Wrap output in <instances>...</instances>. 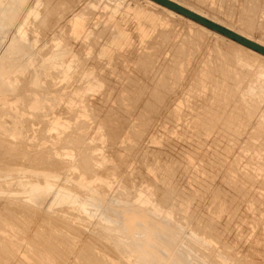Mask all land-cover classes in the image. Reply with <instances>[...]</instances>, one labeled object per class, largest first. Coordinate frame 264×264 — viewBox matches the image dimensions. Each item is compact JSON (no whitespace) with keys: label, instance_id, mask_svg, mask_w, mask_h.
Masks as SVG:
<instances>
[{"label":"rangeland","instance_id":"obj_1","mask_svg":"<svg viewBox=\"0 0 264 264\" xmlns=\"http://www.w3.org/2000/svg\"><path fill=\"white\" fill-rule=\"evenodd\" d=\"M39 1H40V5L37 6V8L39 9L37 12L38 14H36L35 16L30 15L25 21L22 20L19 22L20 24H18L16 26H12V27H6L0 22V53L7 54V55H9V57H11L10 62H13L15 64L13 69L17 65H21L22 67H24V70H22V69L18 70V75L21 78L23 77V75H25V73H26V75H25V77H26L30 72V74L26 78L23 77L24 82H25V79L29 80L32 77L31 76L29 78V76L32 75L33 71H35L39 79L40 78L42 79L44 77V79L40 80L41 81L40 84L42 86H44L43 88H46L45 87L46 82H44L45 79H49L52 82L50 85L51 89L54 88L53 89L54 91H51V89H48L50 87H47V91L50 90V92L49 93L44 92L45 96L51 97L50 101H43L40 104L33 106V104L32 103L29 104V102L26 99V94H27L26 91L27 90L25 91L24 90L25 88H23L21 86V85H23L22 84L23 81L21 78L19 79L21 81L18 80L19 76L15 77L14 74H11V76L13 75L12 77H15L16 80L20 82V84H19V82L17 84H15L16 86L13 88L7 86L3 80L2 81L0 80V107L3 103L9 102V104L13 108V115H11V114L5 115L7 123H5L4 125H6L7 128H9L8 131L6 132L5 128L0 125V131L4 132V134L0 133V136L2 137L3 135L4 136L7 135L6 137H4V136L2 137L4 140L0 137L1 138L0 139V146L2 148H4L5 147L4 145H6V147H7V148H5L4 151L0 147V149H1V151H0V159H1V161H0V223H1L0 224V242L3 241L2 244L0 243V253H1L0 254V256H1L0 257V264H20V263L25 264L26 261H27L26 264H35V263L36 264H56V263L57 264H62V263L63 264H69V263L70 264H82L83 262H84L83 264H92V263L95 264L96 262H97L96 264H99V263L100 264L101 263L102 264H108L109 262H110L109 264H120V263L121 264L122 263L140 264L139 263L140 262L139 254L133 253L134 255H130L126 250L127 249L130 250V247L135 248V247H137V245H140L141 243H139L137 240H135L134 236L132 234L128 233L127 230H123V227L122 228L120 227V225L121 226L123 225V221L121 220V216H120V213L118 211L119 210L118 208H122L126 205H135V204H139L141 207L146 208L153 218V222L148 224V227H147L148 230H146L148 238L151 240L154 239V240H156V242H158L159 240L160 241L162 240V242H160L161 244L162 243L165 244V242H166L167 244H165V245L163 244V246H162L159 242L157 244L155 241H153L157 245L160 244L161 246L159 245V247L162 248L165 246V248H167L169 246H172L173 243L168 241L162 235L161 232L164 230H169L171 232L172 236L174 235L173 237H174L175 242H176V246H177L176 251L179 254L178 256L180 258H184L186 260V262H184V264L185 263L186 264H212V263L213 264H242V263L243 264H253L254 263L255 264V262H256V264L259 262H260V264H264V260H263L264 259V253H263L264 252L263 251L264 250V242H263V240H264V234H263L264 233V183H263L264 182V167L263 166L264 165H262V164H264L263 163L264 162V150H261V149H264V146H262V145H264V128H263L264 125H263V123H261V121L264 122V117H263L264 116V101H263L264 100V90L260 91V89L257 86L256 81H255L259 70L260 69L264 70V57L262 58V56H264V54L261 53L262 55H260V52L254 50L250 47H247V46H245V45H243V44H241V43H239V42H237L231 38H228L227 36H224L223 34L216 32V31L208 28L207 26H204L203 24H201V23H199V22H197L191 18H187L184 15H182V14H180V13H178V12H176V11L166 7V6L164 7L163 5H159V3H157L153 0L152 1H153L154 5L149 3L148 0H116V1L115 0H100V1L97 0V3H96V0H94V1L87 0L88 2L86 0H82V1L81 0H75V1L71 0V2H70V0H68V1L67 0H65V1L64 0H62V1H60V0L59 1L58 0H54V1H52V0H39ZM50 1H52V3ZM73 1L75 3H76V1L78 2V3H76V6H75ZM183 1L187 2L189 4L192 3L191 4L192 6L194 5L195 8H197L198 10H201L202 13H205L204 14V15H206L205 18H207L209 20L211 19L212 21L215 20V22L217 21L216 23H218V24H220V25H222V26H224V27H226V28H228L234 32H237L238 34H240V35H242V36H244L250 40H253V41L264 46V44H262V43H264V7H263L264 6V0H263V2H262V0H259V1L258 0H193V1L192 0H182V2ZM37 2H38V0H31V4L33 6L36 5ZM55 2H56V4H57V2H60V3L57 5H53V3L55 4ZM68 2H70V3H68ZM89 2H90V4H88ZM260 2H261V4H260ZM48 4H50V5H48ZM77 4H78V6H77ZM157 4L160 6L159 8H158ZM46 5L49 8L51 7L52 13L49 16V19H47L44 23H40L41 24L40 25L39 24V22H40L39 17H41V14L44 13L42 11V9L45 10L47 8V7L45 8ZM147 5L149 6V9H148ZM150 6L154 10L152 8H150ZM82 7H84V8H82ZM256 7H259V8H256ZM83 9L84 10L86 9L87 11L86 10L84 11ZM167 10H169V11L171 10V11H173V13L171 14V12H169L170 13L169 14ZM74 11H76V12H74ZM64 12L66 14H64ZM83 12H85L86 14ZM52 14H54L53 17H52ZM76 14H79L85 21L87 20L89 22L88 23L86 21L87 24L85 25L84 31H80L78 33L79 37L74 35L73 29L68 28L70 31L67 29L68 24L72 23L71 22L72 18ZM162 14L164 15V17ZM168 14H169V16H168ZM68 15H69V17H68ZM174 15H175V17H174ZM56 16H57V18H56ZM107 16H108V18H107ZM33 17H34V20H33ZM213 17H214V19H212ZM61 18H63V19H61ZM64 19H65V21H64ZM218 19H220V20H218ZM59 20H61L60 23H59ZM112 20L114 22H112ZM51 21H52V23H51ZM220 21H221V23H220ZM222 21H223V23H222ZM191 22H194V23H191ZM32 23L35 24V25L33 24L34 26H37V29H39L38 30L39 33L36 30V27L31 26ZM109 23L110 24L113 23L111 26L109 25L110 28L108 26ZM172 23H174V24H172ZM37 24H39V25H37ZM55 24H56V26H55ZM51 26L52 27L55 26V27L52 28ZM197 26L198 27L200 26V27L197 28ZM201 26H203V28H201ZM18 27H21L22 31L19 32ZM103 27H104V30L101 29ZM106 28L107 29L109 28V30H107ZM157 28L159 29V31L160 30H163V31L159 32ZM204 28H206L210 32H208ZM46 29H48V30H46ZM100 29L103 30L104 33H102V31ZM169 29H171V30H169ZM175 29H177V30H175ZM199 29H203V30H199ZM35 30L37 32H35ZM98 30H100L99 35H98ZM165 30H166V32H165ZM94 31H95V33H93ZM106 31H107V33H106ZM111 31L112 32L114 31V32L112 33ZM167 31H170L171 33L167 32ZM43 33H45V34H43ZM96 33H97V35H96ZM100 33H102L103 36ZM105 33H106V35H105ZM160 33L161 34L163 33L162 35L164 37L161 36ZM182 33H184L188 37L184 36V34H182ZM42 35H45V36L43 37ZM65 35H66V37H65ZM94 35H95L94 40L98 39L99 42L96 40H95L96 41L95 42L93 40V38H91ZM166 35H167V37H166ZM168 35H170L169 38H168ZM220 35H222V36H220ZM60 36H62V37H60ZM106 36L108 37L107 39H106ZM109 36H110V38H109ZM57 37H60V39ZM70 37H71V39H70ZM254 37H256V38H254ZM66 38H67L68 42L66 41ZM183 38L184 39L186 38L187 40L185 39L183 41ZM260 38H261V41H260ZM90 39H92L93 41ZM168 39H169V41H168ZM190 39H191V41H190ZM198 39H200V40H198ZM256 39H258L259 42ZM80 40H81V43L77 44L78 42H80ZM157 40H159V41H157ZM161 40H163V41H161ZM176 40H178V41H176ZM147 41H149L151 43V45ZM172 41L175 42L174 43L175 45L172 43ZM187 41L188 42L190 41V42L187 43ZM192 41H193V43H192ZM48 42L50 43V45ZM176 42H177V44L178 43L179 44L177 45ZM197 42H200L199 43L200 46ZM220 42H221V44H220ZM72 43H74V44H72ZM223 43L224 44L226 43L227 45L225 44V46H224ZM52 44H53V46H51ZM67 44L69 45V48H68V46H66ZM81 44H82V46L83 45L85 46V47L83 46V49H82ZM99 44H100V46H99ZM167 44L168 45L170 44V45L168 46ZM180 44H182V45H180ZM188 44L189 45L192 44V46L189 47ZM194 44H195V46H194ZM239 44H241V45H239ZM79 45L81 46V48L79 47ZM86 45H88V46H86ZM218 45H220V46H218ZM93 46H94V48H92ZM171 47L173 48V50H171L172 49ZM177 47L181 49V53H183V54L180 53V51H179L180 49H178ZM44 48H45V50H44ZM47 48L51 49V50H49V49L47 50L48 53H46ZM131 48H134V49H132L134 54H133V52H131L132 51V50H130ZM136 48H137V50H136ZM186 48H188V49L185 50ZM230 48H231V50H230ZM243 48H245L246 50ZM93 49H96V50H94L95 54H94V52H92ZM164 49H165V51H164ZM192 49H193V51H192ZM43 50L45 51V53H44L45 55L42 56V54H40V53L41 52L43 53L44 52ZM126 51L127 52L129 51L130 52V53L128 52L129 55L132 54L133 56L132 55L127 56L128 53ZM160 51H161V53L162 52L163 53L161 54ZM176 51H177V53H174ZM252 51H253L254 55L252 53L253 56L251 58L250 56H251ZM140 52H142L141 55H139ZM172 53H173V55H172ZM216 53H217V55H220V56L218 57L217 55H215ZM255 53L258 55V57ZM66 54H68V56H66ZM77 54H79L80 57H83L84 61H82L83 59L79 58L78 57L79 55H77ZM115 54H116V56H114ZM120 54L121 55L123 54V55L121 56ZM230 54L232 57L230 56ZM63 56H65V58H63ZM89 56H93V57H91V59H89ZM152 56H153V58H152ZM191 56H192V58H190ZM201 56L204 58H202ZM235 56H236V58H235ZM237 56H239V57L241 56L242 58H239ZM94 57L97 58V61H96V58H94ZM125 57L126 58L128 57V58L126 59ZM76 58L78 59L79 62L77 61ZM150 58H151V60H150ZM168 58H169V61H168ZM103 59L107 60L106 67H105V63H104V62H106V60L103 61ZM130 59H132V60H130ZM147 59L150 61L145 63ZM163 59L164 60L167 59V60H165V62L166 61L167 62L165 63L163 61ZM173 59H175V60H173ZM214 59H216V61ZM227 59H229V60H227ZM170 60L173 62H170ZM197 60H200V61L197 62ZM220 60H221V62H220ZM222 60H224V61H222ZM100 61H102V63ZM174 61L176 62V64ZM231 61H232V63H231ZM88 62H91L92 65L89 64ZM201 62H202V64H201ZM216 62H217V64H216ZM235 62H236V65H234ZM83 63H84V65H82ZM162 63H163V65H161ZM167 63H168V65H167ZM220 63L223 64L224 67ZM93 64H94V67H92ZM230 64H232V65H230ZM78 65H80V66H78ZM140 65H142L144 67L143 68L141 66V68H143L142 71L139 67ZM174 65H176V66H174ZM215 65H218V66L216 67ZM79 67H81V68H79ZM154 67H156L155 70H154ZM211 67H213V69ZM30 68L32 71L31 70L28 71ZM38 68H39L40 73H38V71H37ZM145 68H146V70L147 69L148 70L153 69V70L152 71L150 70L151 73H149V71H146ZM167 68H169V69H167ZM196 68H198V69H196ZM225 68H227L226 70H228L231 74L233 73V75H231L229 72L227 73V71L224 70ZM78 69H82V70H78ZM110 69H113V70H110ZM177 69L179 70V72H177L178 71ZM97 70H99V71H97ZM173 70L176 71L177 73L174 74L175 72ZM247 70H248V72H247ZM26 71H28V72H26ZM55 71H56V73H58V75L54 74ZM103 71H104V74H103ZM106 71H108V72H106ZM156 71H157V73L159 71V73H160V74H158L159 76L157 75ZM240 71H242V72H240ZM41 72H43V73H41ZM94 72L96 73V76H94L95 75ZM153 72H155V75L153 74ZM243 72H245L246 74ZM249 72H250V75H249ZM143 73H145V75ZM148 73H149V75H147ZM167 73H168V75H167ZM172 73H173V76H172ZM40 74H42L43 76ZM52 74L55 75V77ZM152 74H153V76H152ZM192 74H195V75L197 74V75H196V77L193 75L194 76L193 77ZM229 74L231 75V77L229 76ZM241 74H243V75L241 76ZM247 74H248V76H247ZM5 75H7V74H5ZM39 75H40V77H39ZM102 75H103V78H102ZM132 75H133V78H131ZM156 75H157V79H156ZM175 75H177V76L175 77ZM251 75L254 76V78L250 77ZM150 77H152L154 79H152ZM166 77H167V79H166ZM187 77H188V79H187ZM235 77L239 80V82L237 79H235ZM177 78L179 81L180 80L181 81L178 82ZM231 78L232 79L234 78L233 81ZM241 78H244L246 81L244 79L241 80ZM230 79H231V81H230ZM250 79H251V81H249L247 84V81ZM240 80L242 81V83L240 82ZM126 81H128L129 85ZM149 81L150 82L153 81V84H152V82L150 83ZM161 81H164V82H161ZM170 81H171V84L173 83L172 87H171L173 89L172 91H171V88L166 89V87L169 86ZM235 81H237V82L235 83ZM93 82H95V83H93ZM135 82H137V83H135ZM125 83L127 84V86ZM133 83H135V84H133ZM141 83H142V85L143 84H145V85L141 86ZM184 83H186L185 85L187 87L185 85H183ZM68 84H70V85H68ZM147 84H150V85H147ZM171 84H170V86H171ZM229 84L233 87H230ZM66 85H68L69 87ZM130 85H131V87H129ZM152 85H155L156 87L152 86ZM175 85H176V87H175ZM179 85H180V87H179ZM182 85L186 88H183ZM244 85H247L246 88L244 87ZM42 86L41 87L39 86L38 90L46 91L45 89H41ZM60 86H61V88H60ZM148 86L151 88H148ZM157 86L161 88L160 90L162 92L159 91V88H157ZM234 86H235V89H233ZM57 87H58V89H57ZM164 87H165V90H164ZM55 88H56V90H55ZM104 88H105V90H104ZM21 89H23V91H21ZM75 89H76V91H75ZM135 89H136V91H135ZM153 89L155 90V92L153 91ZM157 89H158L159 93L156 91ZM182 89H183V91H182ZM232 89H233V92H232ZM17 90H18V92H16ZM234 90H235V92H234ZM20 91L23 92L24 95ZM24 91L26 92V94ZM67 91H68V93H67ZM151 91H153L152 93H155L158 95L154 96V94H152ZM174 91L179 92V94L178 93L176 94ZM180 91H182V92H180ZM238 92L240 95L242 93L243 94L240 96L238 94ZM139 93H140V95H139ZM168 93H170V95H168ZM20 94L23 97V99L21 98ZM64 94H66V95L64 96ZM230 94H231V99L229 98ZM235 94H236V96H235ZM152 95H153V98H155V99H152ZM13 96H14V98H12ZM164 96H166L167 99L169 98L167 100V102H166V98ZM168 96H171L173 98L168 97ZM226 96L229 98L230 102ZM174 97H175V99L176 98L177 99L175 100ZM250 97H251V99L248 100V98H250ZM83 98L85 101L83 100ZM88 98L89 99L93 98L94 100L92 99L93 101L91 102V100H89ZM98 98H100V99H98ZM156 98H158L159 102H157ZM160 98L162 99V101L160 100ZM240 98L243 102L240 100ZM16 99L21 101L22 104H21V102H15ZM135 99H136V101H134ZM150 99H152V100H150ZM173 99L175 100L174 102H172ZM196 99H198V100H196ZM24 100L27 101L28 103L25 102ZM201 100H203V101H201ZM208 100H210V101H208ZM86 101H88V102H86ZM163 101L165 102V105H164ZM46 102H47L46 105H48L47 108L45 105ZM150 102H152L153 104ZM170 102H172L173 104ZM207 102L208 103L210 102V103L208 104ZM215 102H216V104H215ZM244 102H245V104L242 105ZM149 103L152 106H150ZM156 103H157V105H156ZM159 103H160V105H159ZM167 103L168 104L170 103L171 107ZM201 103L203 104V106ZM230 103H232V104H230ZM236 103L238 104L239 107L237 106ZM25 104H26V106H25ZM86 104H88V105L86 106ZM197 104L201 108L197 107L198 106ZM220 104L222 105L221 108H224L225 105H226V108L220 109L219 108ZM239 104H241V107ZM60 105H62V106H60ZM158 105L160 106V108L158 107ZM204 105L207 106V107H205V109H204ZM232 105L235 108H233ZM93 106H96V107L94 108ZM149 106L153 109H151ZM193 106H195V108ZM214 106H215V108H213ZM242 106L244 108H242ZM254 106H255V108H254ZM257 106H258V110H256ZM20 107H21V110L19 112ZM87 107H90V108L92 107L95 110L93 111V110H91L92 108L91 109L88 108V110H90V112H89L87 110ZM162 107H164V108H162ZM60 108H61V110H60ZM158 108H159V110H158ZM47 109H48V111H47ZM161 109H162V112H160ZM207 109L208 110L211 109V111H208ZM213 109H214V111H213ZM218 109H220V110H218ZM39 110L41 111V113L44 111L42 113L43 115H41ZM155 110H157V112ZM170 110H172L175 113V115ZM216 110L219 112H217ZM224 110H225V112H224ZM229 110H230L231 115L228 113ZM247 110H248V113H247ZM34 111L35 112L37 111L36 113H38L40 115L34 113L36 116L35 117L33 115ZM66 111H67V114H65ZM169 111H170V113H169ZM203 111L206 112L205 113L206 116L204 115ZM235 111H236V113L234 116L233 112H235ZM250 111H252V112L249 113ZM15 112H16V115H15ZM93 112H94V115H93ZM158 112H160V114ZM211 112H213V113H211ZM237 112H239V114ZM241 112H242V114H241ZM253 112H256V113H254L255 115L252 114ZM154 113H157V114H154ZM165 113H169V114L166 115ZM171 113H173V114H171ZM214 113H215V115H214ZM216 113H217V117L220 115L218 118L216 117ZM218 113H219V115H218ZM220 113H222V114H220ZM224 113H226V114H224ZM72 114H74V116ZM99 114H100V116L98 117ZM105 115H107L106 118H105ZM221 115H222V117H221ZM248 115H249V117H251L250 119H249V117H247ZM250 115H253V116H250ZM25 116H27V117H25ZM63 116H64V118H63ZM124 117H125V119H123ZM206 117H207V119L205 120ZM240 117H241V119H240ZM246 117H247V119H246ZM258 117H259V120H258ZM40 118L41 119L43 118L42 120L46 119L45 124H43L44 121H42ZM69 118H71L72 120H70ZM116 118L118 119V121H116L117 120ZM202 118H204V119L201 120ZM214 118H216V120ZM24 119H26V120H24ZM37 119L38 120L40 119V120L38 121ZM79 119L82 120V122H84V121L87 122L86 124L84 122L86 127H84V126L82 127V125H84V124L82 123V125H81L80 124L81 121ZM235 119H237V120H235ZM213 120H215V121H213ZM249 120L251 122H249ZM23 121H24V123H23ZM26 121H28L29 124H27ZM46 121H48V122H46ZM237 121L239 122V124L241 126L240 125L238 126ZM246 121H247V123H246ZM38 122H39V124H38ZM206 122L208 123V125ZM242 122H244L246 124L243 123V125H242ZM258 122H259V124H257ZM110 123H111V125H110ZM180 123H182V124H180ZM251 123H253V124H251ZM124 124L126 125V128H124V126H125ZM233 124L234 125L236 124L235 127H237V128H234ZM260 124L262 127L260 126ZM25 125H27L29 127V129ZM121 125H122V128H120ZM227 125H228V128H227ZM72 126L74 128H72ZM245 126L247 128H245ZM249 126H250V128H249ZM251 126H252V128H251ZM253 126H255L256 128H254ZM44 127H46V128L44 129ZM146 127H147V129L146 130L144 129V130L147 132L145 133L143 128H146ZM204 127H206V128H204ZM15 128L17 129V135L11 136L9 134V132ZM129 128L132 130H129ZM224 128L225 129L227 128V129L225 130ZM261 128L263 131L261 130ZM74 129H76V130L78 129V130L76 131ZM138 129H140V130H138ZM41 130L43 131V132H41L42 134L44 132L46 134V135H43L44 137L41 136L42 135L41 133L39 134V132ZM223 130H224V133H223ZM255 130L257 132H255ZM259 130L262 131L263 133L260 132ZM72 131H74V132H72ZM120 131H122L123 133H120ZM231 131L232 132L234 131V132L231 133ZM248 131L250 134L248 133ZM28 132H30V133H28ZM139 132H140V134H139ZM225 132H226V134H225ZM251 132L252 133L254 132V133L252 134ZM239 133H241V134H239ZM26 134H28V135H26ZM38 134H39V136H35ZM78 134L81 137H83V134H85L84 135L85 138H84V140H82L83 143H82V141H80L81 139H80ZM230 134H231V136H230ZM64 135H66V136H64ZM75 135H78L79 138L77 136L74 137ZM113 135H114V137H113ZM253 135H254V138L252 137ZM262 135H263V137H262ZM8 136H9V138H8ZM54 136H55V138H54ZM69 136H73V138L69 137ZM260 136H261V138H260ZM19 137H21L20 138L21 140H19ZM115 137H117V138H115ZM142 137H144V138H142ZM74 138H75V141H73ZM136 138L138 139V141ZM262 138H263V140H262ZM22 139H23V141H22ZM60 139H62L61 142L63 140H65V141H63L61 143ZM69 139H73V140H71L72 143L70 142ZM26 140H28V141H26ZM68 140H69V142L67 144ZM9 141H11V143L12 142H14V143L10 144ZM2 142H4V143H2ZM28 142H29V144H28ZM77 142L80 143L81 146ZM136 142H138L139 144ZM259 142L262 143V145ZM63 143H65V144H63ZM75 143H77L79 147ZM86 143H88V145H86ZM174 143H175V145H174ZM16 144L18 147L16 146ZM23 144L25 146H23ZM66 144H67V147H65ZM20 145H22V146H20ZM47 145H49L48 148L51 149V153L49 151L50 149L47 148ZM68 145H69V147H68ZM70 145H72V147ZM89 145H91V146H89ZM140 145H141V147H140ZM250 145H252V146H250ZM256 145H258V147ZM11 146H13L14 148ZM31 146H34V147H31ZM43 146L45 147V149ZM51 146L53 148H51ZM58 146L60 147V149L58 148ZM62 146H63V148H62ZM75 146H76V148H74ZM164 146H166V147H164ZM21 147H24V148H21ZM91 147H95V148H91ZM142 147H144V148H142ZM177 147H178V149H177ZM214 147H215V149H214ZM27 148H28V150H27ZM42 148H43V150H42ZM46 148L49 152L46 150ZM83 148H84V150H83ZM85 149H87L86 152H81V151H85ZM256 149H258V150L256 151ZM17 150L19 152H17ZM36 150L38 152H36ZM120 150H122V151H120ZM169 150L170 151L172 150V151L170 152ZM2 151H3V153H2ZM26 151H28V152H26ZM29 151L30 152L32 151L31 152L32 154L29 153ZM43 151H45V152H43ZM46 151L48 154L46 153ZM210 151H212V152H210ZM20 152H22V153L24 152L23 156H22V153H20ZM25 152L27 154H25ZM88 152L93 153L92 155H94V157H95L94 158L95 160L93 159L95 162V165H93V163H92V165L90 166L91 170L88 169V171H87V168L79 167L80 164H78L79 163L78 161L80 160L81 156H83L82 155L83 153H88ZM201 152H202V154H201ZM204 152H206V153H204ZM10 153H12V154H10ZM17 153L18 154L20 153V156ZM28 153H29V155H28ZM41 153H43L44 155ZM33 154H36V158H37V159L35 158L36 160L34 158H33V160H31L32 159L31 157L35 156ZM80 154H81V156H80ZM14 155L15 156L18 155V156L15 157ZM30 155H31V157H30ZM38 155H39V157H37ZM112 155L114 156V158ZM1 156H2V158H1ZM13 156H14V158H12ZM219 156H220V158H219ZM27 158H30V159H27ZM96 158H98V159H96ZM184 158H186V159L184 160ZM51 159H52V162H51ZM76 159H77V161H76ZM56 160L58 163L59 162L61 163V164H59L61 166L63 164L65 165L68 163V165L66 167L64 165L61 167L62 169L64 167L65 170L60 169V166L57 165L55 162ZM13 161H15V162H13ZM34 161H39L40 165L43 161H46L47 163L49 161V163H48L49 165L48 164L45 165L46 162H44L41 166V167H43V166L44 167L39 168L38 167L39 163L34 162ZM178 161H179V163H178ZM214 161L216 164L214 163ZM216 161H219V162H216ZM1 162H3V163H1ZM4 162H5V164H4ZM8 162H10V164L12 163V165H10ZM62 162H64V163L62 164ZM210 162H212V163H210ZM221 162H223L224 164L222 163L223 165H221L220 164ZM74 163H76V164H74ZM231 163H232V165H231ZM35 164H38V165H35ZM50 164L53 166L55 165L54 167L51 166L52 168H54L53 170L51 169ZM142 164H143V166H142ZM56 165L59 167L58 168L59 171H58ZM113 165H114V168L112 169ZM188 165H189V167H188ZM185 166H186V168H185ZM190 166L192 167L191 169H190ZM4 167H5V169H4ZM26 167H28V168H26ZM48 167L50 170L48 169ZM169 167L172 168L173 170H171ZM7 168H9V169H7ZM55 168L57 169V171ZM97 168H99V169H97ZM110 168L112 170H110ZM182 168H184V169H182ZM221 168H222V170H221ZM212 169H214V170H212ZM93 170H95V171H93ZM104 170H106V172ZM224 170L225 171L227 170L228 172L227 171L224 172ZM60 171L61 172L63 171V172L61 173ZM91 171L93 172V174H90V173H92ZM98 171L100 173H98ZM192 171L195 173H193ZM84 172H89V173L85 174ZM223 172H224V174H223ZM76 173H78V174H76ZM89 174L92 176H90ZM226 174H227V176H226ZM77 175H78V178L76 177ZM87 175L89 177L85 178V177H87ZM215 175H216V177H215ZM73 176H75L76 178L75 177L73 178ZM93 176L94 177L96 176L94 178V180H93ZM99 176H100V178H98ZM251 176L254 177V178H252L253 180H251V178H250ZM104 178L105 179L107 178V180H103ZM130 178H131V180H130ZM38 179L41 181H39ZM232 179H233L234 184L232 182ZM35 180H37V181H35ZM235 180L237 183L235 182ZM109 181H111V182H109ZM259 181H260V183H259ZM94 183H96V185H97V183H98V185L99 184H101V185L107 184V186H106L107 189L103 186H101L102 188H99L100 186H98V185L96 186ZM231 184H233V187ZM70 185L73 187V189ZM238 185H240L239 186L240 189H239ZM75 186L77 188L76 190H75ZM130 186H131V188H130ZM243 186H244V188H242ZM157 187H159V188H157ZM175 187L177 189H175ZM220 187H221V189H220ZM234 187L236 190L234 189ZM162 188H163V190H162ZM9 189H11V190H9ZM104 189H106V190H104ZM166 189H169V191L170 192L172 191V192L170 193L168 190L166 191ZM78 190H80V191H78ZM107 190H109V191H107ZM234 190L237 192H235ZM163 191L167 192V194ZM180 191H182V192H180ZM252 191H254V192L256 191V194ZM179 192L182 193L181 194L182 196L180 195ZM183 192H185L186 194ZM220 192L221 193L223 192V193L221 194ZM136 193H137V195H136ZM226 193L229 194V196L226 195ZM233 193L236 196V198H235V196H233ZM238 193H240V195ZM253 193L255 194V196H253ZM11 194H13V195H11ZM82 194H83V196H82ZM249 194H250V196H249ZM132 195L133 196L135 195L136 197H134V199H132V197H133ZM161 195H162V198H161ZM169 195H171V197ZM222 195L225 196V198ZM202 196H203V198H202ZM238 196H239V198H238ZM14 197L15 198L17 197L18 199L17 198L15 199ZM166 197L167 198L169 197V198L167 199ZM181 197H183V198L185 197V198L183 199ZM127 198H128V200H127ZM149 198H151V199H149ZM229 198H231V201ZM233 198H235V199L232 200ZM162 199H164V200H162ZM169 199H171V200L168 201ZM16 200L18 202V205H16L17 204ZM166 201H168V202H166ZM225 201H226V203H225ZM233 201H235V202H233ZM237 201L240 203L239 205L236 203ZM11 202H12V205H11ZM156 202H158L159 205ZM169 202L170 203L173 202V205L171 203V206H170ZM241 202H242V204H241ZM166 203L169 204V207H168V204H166ZM176 203H178V204H176ZM164 204H165V206H164ZM193 204H194V207H193ZM217 204H219V205L216 206ZM232 205H234V206L232 207ZM14 206H16V207H14ZM20 206L22 208H20ZM190 206H191V208H190ZM32 207H33V209L34 208L35 209L34 210L31 209ZM178 207L180 208V210L183 208H184V210L180 212ZM192 207H193V209H192ZM36 208H38L39 211L36 210ZM63 208L65 211H63ZM168 208L171 210H169ZM194 208L196 209V212H195ZM24 209H26V210L24 211ZM70 210L72 211V213L70 212ZM35 211L37 212V214ZM192 211H194V212H192ZM33 212H35V213L33 214ZM191 212L193 214H189ZM205 212H206V214H209V215L206 216ZM38 213L40 215H38ZM76 213H78L80 216ZM116 213L119 215L117 216ZM195 213H198V215ZM19 214H20V217H19ZM40 216H41V218H40ZM192 216H194V218ZM178 217L180 220L178 219ZM199 217H203V218L207 217V218L202 219ZM208 217L210 218V220ZM63 218H65V219H63ZM67 218L71 222H73L74 224L71 223L70 221H67ZM195 218L198 220V222L196 221ZM47 219H50V220H47ZM61 219H63V220H61ZM199 219H200V221H199ZM201 219H202V221H201ZM193 220L196 224L194 222H192ZM204 220H207V221H205V223H204ZM60 221H61V223H60ZM66 221H67V223H66ZM216 221H218V222L216 223ZM62 222H63V224H62ZM68 222H70V223H68ZM206 222H207V224H206ZM209 222H212V224ZM78 223L80 225H77ZM82 223H83V225H82ZM199 223L202 224L201 228L204 227L203 223L206 225V228L197 229V228H200L201 224H199ZM208 223L211 226H208L209 225ZM8 224H10V226ZM37 224H39V225H37ZM70 224H72V225H70ZM104 224H106L107 226H103ZM217 224L219 226L218 229H216L217 227H215V226H217ZM16 225H17V227H16ZM52 225H53V227H52ZM75 225H77V226H75ZM109 225H110V227H109ZM111 225H114L115 227L111 226ZM196 225H198V226H196ZM34 226H36V227H34ZM72 226H74L75 228H73ZM100 226H101V228H100ZM212 226H213V228H212ZM222 226H223V228H222ZM19 227H20V229H18ZM45 227H46V229H45ZM118 227H120L121 229ZM125 227H124V229H125ZM214 227L216 230L220 229L219 231H221V232H219V231H217V232L222 233L225 239L223 238V236L221 237V234L220 235L216 234L217 232L214 229ZM2 228L4 230H2ZM21 228H22V230H21ZM53 228H55V229L53 230ZM193 228L196 229V231ZM10 229H11V231H10ZM57 229H58V231H57ZM97 229H99V230H97ZM44 230H46V231H44ZM49 230H51V231H49ZM102 230H103V232L104 231L106 232V233L104 232V234L108 233L109 237H111L115 231L116 234L112 236V237H114V236L115 237L113 239H112V237L108 238V236L103 235ZM200 230H202V232H205V233L209 231L210 232V233L208 232L209 234L206 233L208 237L211 233H212V236L215 235L217 237L214 238L215 236H213V237L211 236V238L210 237L208 238L205 236L206 234H204V233H203L204 236H202L203 234ZM210 230H213V231L215 230V234H213V231L211 232ZM28 231H30V233H28ZM77 231L80 234H78ZM80 231H82V232H80ZM61 232H62V234H61ZM85 232H86V234H85ZM197 232H199V233L201 232V236ZM65 233L69 235V238H68V235H66ZM117 233H120L123 235H120ZM3 234H6V235L3 236ZM30 234H31V236H30ZM97 234H102L103 237H102V235L100 236ZM26 235H29V236L26 237ZM86 235L89 237V240H88ZM92 235H94L98 239ZM125 235L128 237H130L131 235L132 236L130 237V239L127 237V238H124L125 239L124 240L123 237H125ZM149 235H150V237H149ZM1 236H3V237L1 238ZM42 236H44V237H42ZM70 236H71V238H70ZM152 236L156 237V238H151ZM104 237H106V238H104ZM157 237H159L160 239H158ZM218 237L219 238L221 237L220 240L218 239ZM49 238L53 239L54 242L56 241V243L53 242L54 245L51 244V246H50L48 244L51 241ZM54 238H55V240H54ZM213 238H214V240H213ZM71 239H74L75 241L73 240L74 242H72ZM94 239L97 242H98V240H101L103 242L99 241L98 243H96V242L93 243ZM217 239L220 242H218ZM261 239H263V240H261ZM61 241H63V242H61ZM86 241H88V242H86ZM104 241H105V243H104ZM106 241H107V243H106ZM6 242H7V245H6ZM30 242H31V244H30ZM129 242L130 243L132 242L134 247ZM134 242L135 243L138 242L139 244L135 245ZM239 242H240V244H239ZM68 243H70L71 245ZM119 243L123 244V245L120 246ZM100 244H101V246H100ZM226 244L228 247L226 246ZM254 244L259 249H262V247H263V250H259ZM5 245H6V247H5ZM21 245H23V246H21ZM89 245H90V247H89ZM104 245L106 247L109 246L108 247L109 249L104 247ZM44 246H45V248H44ZM82 246H83V248H82ZM33 247H35V249ZM50 247H52V248H50ZM113 247H115V248H113ZM118 247L120 248V250ZM178 247L181 248V250H179ZM199 247H200V250L203 252L195 250V249L198 250ZM111 248L113 249L114 252H112V251L110 252ZM222 248H224V249H222ZM6 249H9L10 251L6 250ZM98 249H101L102 251L100 250L98 252ZM24 250H25V252H24ZM79 250L80 251L82 250V251L80 252ZM103 250H104V252H103ZM115 250H117V251L115 252ZM122 250L124 251V254H123V252H121V255H120V251H122ZM220 250H222V251H220ZM223 250H225V251H223ZM42 252H45V253L49 252V253L45 254ZM70 252H72V253H70ZM73 252L78 257L75 256V254ZM3 253H6V255ZM81 253H82V256H81ZM99 253H101V254H99ZM205 253H207L206 256L203 255ZM209 253H212L213 256ZM245 253H246V255H244ZM256 253H258L257 254L258 256L255 255ZM52 254H54V255H52ZM190 254H193L194 256L193 255L190 256ZM28 255L34 256V257H29ZM48 255H50V256H48ZM85 255H86V257H85ZM117 255L118 256L120 255L119 256L120 258H118ZM114 256H115V259H114ZM122 256L124 259L121 258ZM130 256H132V258ZM253 256L257 257L258 260L255 259ZM81 257H83L84 259H82ZM99 257H101V258L99 259ZM138 257H139V259H138ZM2 258H4L5 260ZM68 258H70V259L68 260ZM78 258L79 259L81 258V260H79ZM213 258L215 259V262H214ZM243 258L246 259L247 261L244 260ZM8 259H9V261H8ZM17 259H19V260L16 261ZM76 259H78V260H76ZM85 259L88 261H86ZM22 260L24 261V263ZM67 260H68V262H67ZM124 260H125V262H124ZM59 261H61V262H59ZM89 261L90 262L92 261V262L89 263ZM119 261H121V262H119ZM28 262H30V263H28ZM71 262H74V263H71ZM216 262H218V263H216ZM173 264H176V263H173Z\"/></svg>","mask_w":264,"mask_h":264},{"label":"bare ground","instance_id":"obj_2","mask_svg":"<svg viewBox=\"0 0 264 264\" xmlns=\"http://www.w3.org/2000/svg\"><path fill=\"white\" fill-rule=\"evenodd\" d=\"M52 1H54V0H52ZM52 1H50V2L52 3ZM58 1H59V0H58ZM60 1H62V0H60ZM64 1H65V0H64ZM67 1H68V0H67ZM74 1H75V0H74ZM74 1H73V2H74ZM81 1H82V0H81ZM86 1H87V0H86ZM89 1H90V0H89ZM92 1H94V0H92ZM99 1H100V0H99ZM115 1H116V0H115ZM153 1H154V0H153ZM153 1H152V0H148L149 3H151L152 5H154ZM171 1H173V2H175V3H177V4H179V5H181V6L185 7V8H187V9H189V10H191V11H193V12H195V13H197V14L203 16V17H206V15H204L205 13H202L201 10H198L197 8H195L194 5L192 6V5H191L192 3L189 4V3L184 2V1L182 2V0H181V1H180V0H171ZM192 1H193V0H192ZM258 1H259V0H258ZM38 2H39V3H38ZM38 2H37L36 5L33 6V5L31 4V0H0V22H1L4 26H6V27H12V26H16V25L20 24V23H19L20 21H22V20L25 21L30 15H31V16H35L36 14H38L37 12H38L39 9L37 8V6L40 5V1L38 0ZM70 2H71V0H70ZM70 2H68V3H70ZM87 2H88V1H87ZM119 2H120V1H119ZM155 2H156V1H155ZM253 2H254V1H253ZM255 2H256V1H255ZM262 2H263V0H262ZM45 3H46V2H45ZM47 3H48V2H47ZM59 3H60V2H57V4H59ZM76 3H78V2L76 1ZM76 3L74 2L75 6H76ZM83 3H84V2H83ZM96 3H97V0H96ZM157 3H158V2H157ZM257 3H258V2H257ZM57 4H56V2H55V4L53 3V5H57ZM88 4H90V2H89ZM106 4H107V3H106ZM119 4H120V3H119ZM146 4H147V3H146ZM155 4H156V3H155ZM260 4H261V2H260ZM48 5H50V4H48ZM122 5H123V4H122ZM157 5H158V4H157ZM159 5H162V4L159 3ZM159 5H158V8L160 7ZM256 5H257V4H256ZM256 5H255V6H256ZM43 6H44V5H43ZM43 6H42V7H43ZM73 6H74V5H73ZM73 6H72V7H73ZM77 6H78V4H77ZM83 6H84V5H83ZM110 6H111V5H110ZM147 6H148V5H147ZM163 6H164V5H163ZM163 6H162V7H163ZM231 6H232V5H231ZM251 6H252V5H251ZM46 7H47V8H46ZM111 7H112V6H111ZM162 7H161V8H162ZM164 7H165V6H164ZM166 7H167V6H166ZM263 7H264V6H263ZM45 8H46L45 10L42 9V11H43L44 13H42V14H41V17H39V18H40V19H39L40 22L38 21L39 24H40V23H44L47 19H49V16H50V14L52 13V9H51V7L49 8V7L46 5ZM57 8H58V7H57ZM80 8H81V7H80ZM82 8H84V7H82ZM85 8H86V7H85ZM150 8H152V7L150 6ZM168 8H169V7H168ZM256 8H259V7H256ZM261 8H262V7H261ZM50 9H51V10H50ZM78 9H79V8H78ZM86 9H87V8H86ZM86 9H85V10H86ZM148 9H149V6H148ZM152 9H153V8H152ZM156 9H157V8H156ZM163 9H164V8H163ZM170 9H171V8H170ZM54 10H55V9H54ZM58 10H59V9H58ZM80 10H81V9H80ZM83 10H84V9H83ZM83 10H82V11H83ZM85 10H84V11H85ZM87 10H88V9H87ZM87 10H86V11H87ZM153 10H154V9H153ZM172 10H173V9H172ZM82 11H81V12H82ZM120 11H121V10H120ZM159 11H160V10H159ZM164 11H165V10H164ZM167 11H168V13H169V12H171V14L173 13V11H171V10H170V11L167 10ZM174 11H175V10H174ZM39 12H40V11H39ZM74 12H76V11H74ZM90 12H91V11H90ZM155 12H156V11H155ZM226 12H227V11H226ZM83 13H85V12H83ZM120 13H121V12H120ZM162 13H163V12H162ZM178 13H179V12H178ZM64 14H66V13L64 12ZM85 14H86V13H85ZM90 14H91V13H90ZM169 14H170V13H169ZM169 14H168V16H169ZM180 14H181V13H180ZM215 14H216V13H215ZM53 15H54V14H52V17H53ZM93 15H94V14H93ZM162 15H163V14H162ZM182 15H183V14H182ZM59 16H60V15H59ZM62 16H63V15H62ZM64 16H65V15H64ZM66 16H67V15H66ZM115 16H116V15H115ZM115 16H114V17H115ZM165 16H166V15H165ZM171 16H172V15H171ZM184 16H185V15H184ZM216 16H217V15H216ZM54 17H55V16H54ZM68 17H69V15H68ZM91 17H92V16H91ZM93 17H94V16H93ZM118 17H119V16H118ZM163 17H164V15H163ZM174 17H175V15H174ZM185 17H187V16H185ZM253 17H254V16H253ZM56 18H57V16H56ZM56 18H55V19H56ZM63 18H64V17H63ZM63 18H61V19H63ZM86 18H87V17H86ZM107 18H108V16H107ZM115 18H116V17H115ZM115 18H114V19H115ZM119 18H120V17H119ZM165 18H166V17H165ZM187 18H189V17H187ZM90 19H91V18H90ZM161 19H162V18H161ZM170 19H171V18H170ZM179 19H180V18H179ZM212 19H214V17H213ZM216 19H217V18H216ZM244 19H245V18H244ZM33 20H34V17H33ZM33 20H32V21H33ZM52 20H53V19H52ZM193 20H194V19H193ZM210 20H211V19H210ZM218 20H220V19H218ZM231 20H232V19H231ZM249 20H250V19H249ZM60 21H61V20H59V23H60ZM64 21H65V19H64ZM86 21H87V20H86ZM86 21H85V20H84L79 14H76V15H74L73 18H72V21H71L72 23H71V24H68L67 29H68V28L73 29L74 35L77 36V37H79V34H78V33H79L80 31H84L85 25L87 24ZM195 21H196V20H195ZM227 21H228V20H227ZM35 22H36V21H35ZM35 22H34V23H35ZM87 22H88V21H87ZM102 22H103V21H102ZM102 22H101V23H102ZM112 22H114V21L112 20ZM214 22H215V20H214ZM216 22H217V21H216ZM231 22H232V21H231ZM34 23H32L31 26L36 27V30L38 31L39 29H37V26H34V25H35ZM51 23H52V21H51ZM88 23H89V22H88ZM191 23H194V22H191ZM220 23H221V21H220ZM222 23H223V21H222ZM33 24H34V25H33ZM39 24H37V25H39ZM49 24H50V23H49ZM49 24H48V25H49ZM90 24H91V23H90ZM96 24H97V23H96ZM98 24H99V23H98ZM112 24H113V23H112ZM112 24L109 23L108 26H109V25L111 26ZM172 24H174V23H172ZM224 24H225V23H224ZM230 24H231V23H230ZM40 25H41V24H40ZM48 25H47V26H48ZM52 25H53V24H52ZM169 25H170V24H169ZM228 25H229V24H228ZM55 26H56V24H55ZM55 26H53V27H55ZM110 26H109V28H110ZM204 26H205V25H204ZM233 26H234V25H233ZM33 27H32V28H33ZM40 27H41V26H40ZM51 27H52V26H51ZM53 27H52V28H53ZM88 27H89V26H88ZM99 27H100V26H99ZM106 27H107V26H106ZM170 27H171V26H170ZM195 27H196V26H195ZM199 27H200V26H199ZM199 27L197 26V28H199ZM260 27H261V26H260ZM109 28H108V29L106 28V29L109 30ZM114 28H115V27H114ZM158 28H159V27H158ZM158 28H157V29H158ZM201 28H203V26H201ZM234 28H235V27H234ZM239 28H240V27H239ZM33 29H34V28H33ZM43 29H44V28H43ZM65 29H66V28H65ZM101 29L104 30V27L101 28ZM101 29H100V30H101ZM172 29H173V28H172ZM195 29H196V28H195ZM204 29H206V28H204ZM252 29H253V28H252ZM13 30H14V29H13ZM18 30H19V32H20V31H22V28H21V27H18ZM36 30H35V32H37ZM40 30H41V29H40ZM46 30H48V29H46ZM68 30H69V29H68ZM100 30H98V35H99V31H100ZM103 30H101L102 33H104ZM112 30H113V29H112ZM169 30H171V29H169ZM175 30H177V29H175ZM197 30H198V29H197ZM199 30H203V29H199ZM206 30H207V29H206ZM206 30H205V31H206ZM238 30H239V29H238ZM69 31H70V30H69ZM95 31H96V30H95ZM95 31H94L93 33H95ZM158 31H159V29H158ZM160 31H163V30H160ZM160 31H159V32H160ZM172 31H173V30H172ZM207 31L210 32L209 30H207ZM214 31H215V30H214ZM244 31H245V30H244ZM52 32H53V31H52ZM111 32H112V31H111ZM113 32H114V31H113ZM113 32H112V33H113ZM165 32H166V30H165ZM167 32L171 33L170 31H167ZM216 32H217V31H216ZM239 32H240V31H239ZM38 33H39V31H38ZM47 33H48V32H47ZM47 33H46V34H47ZM58 33H59V32H58ZM66 33H67V32H66ZM66 33H65V34H66ZM102 33H100V34L103 36ZM106 33H107V31H106ZM106 33H105V35H106ZM115 33H116V32H115ZM163 33H164V32H163ZM163 33H162V34H163ZM177 33H178V32H177ZM206 33H207V32H206ZM236 33H237V32H236ZM242 33H243V32H242ZM252 33H253V32H252ZM43 34H45V33H43ZM48 34H49V33H48ZM59 34H60V33H59ZM158 34H159V33H158ZM160 34H161V33H160ZM162 34H161V36H163ZM172 34H173V33H172ZM172 34H171V35H172ZM175 34H176V33H175ZM182 34H184V33H182ZM188 34H189V33H188ZM30 35H31V34H30ZM40 35H41V34H40ZM62 35H63V34H62ZM74 35H73V36H74ZM96 35H97V33H96ZM105 35H104V36H105ZM108 35H109V34H108ZM164 35H165V34H164ZM190 35H191V34H190ZM35 36H36V35H35ZM38 36H39V35H38ZM42 36L44 37L45 35H42ZM155 36H156V35H155ZM169 36H170V35H168V38H169ZM173 36H174V35H173ZM180 36H181V35H180ZM184 36L188 37V36L185 35V34H184ZM220 36H222V35H220ZM224 36H225V35H224ZM241 36H242V35H241ZM60 37H62V36H60ZM60 37H57V38L60 39ZM65 37H66V35H65ZM68 37H69V36H68ZM68 37H67V38H68ZM94 37H95V35H94L93 37H91V38H93V40H94ZM153 37H154V36H153ZM159 37H160V36H159ZM163 37H164V36H163ZM166 37H167V35H166ZM181 37H182V36H181ZM181 37H180V38H181ZM191 37H192V36H191ZM243 37H244V36H243ZM248 37H249V36H248ZM261 37H262V36H261ZM30 38H31V37H30ZM40 38H41V37H40ZM67 38H66V41H67ZM73 38H74V37H73ZM102 38H103V37H102ZM104 38H105V37H104ZM107 38H108V37L106 36V39H107ZM109 38H110V36H109ZM151 38H152V37H151ZM174 38H175V37H174ZM223 38H224V37H223ZM228 38H229V37H228ZM245 38H246V37H245ZM252 38H253V37H252ZM254 38H256V37H254ZM257 38H258V37H257ZM41 39H42V38H41ZM68 39H69V38H68ZM70 39H71V37H70ZM88 39H89V38H88ZM135 39H136V38H135ZM161 39H162V38H161ZM185 39H186V38H185ZM185 39L183 38V41H184ZM247 39H248V38H247ZM262 39H263V38H262ZM57 40H58V39H57ZM63 40H64V39H63ZM75 40H76V39H75ZM75 40H74V41H75ZM90 40H92V39H90ZM93 40H92V41H93ZM95 40H96V39H95ZM95 40H94V41H95ZM104 40H105V39H104ZM149 40H150V39H149ZM180 40H181V39H180ZM186 40H187V39H186ZM195 40H196V39H195ZM198 40H200V39H198ZM249 40H250V39H249ZM256 40H258V39H256ZM71 41H72V40H71ZM84 41H85V40H84ZM92 41H91V42H92ZM96 41H98V39H97ZM96 41H95V42H96ZM150 41H151V40H150ZM157 41H159V40H157ZM161 41H163V40H161ZM164 41H165V40H164ZM168 41H169V39H168ZM176 41H178V40H176ZM190 41H191V39H190ZM190 41H189V42H190ZM193 41H194V40H193ZM193 41H192V43H193ZM224 41H225V40H224ZM224 41H223V42H224ZM252 41H253V40H252ZM260 41H261V38H260ZM64 42H65V41H64ZM67 42H68V41H67ZM82 42H83V41H82ZM98 42H99V41H98ZM147 42H149V41H147ZM165 42H166V41H165ZM189 42L187 41V43H189ZM254 42H255V41H254ZM258 42H259V40H258ZM262 42H263V41H262ZM262 42H261V43H262ZM48 43H49V42H48ZM79 43H81V40H80V42H78L77 44H79ZM86 43H87V42H86ZM162 43H163V42H162ZM167 43H168V42H167ZM172 43L174 44L175 42L172 41ZM172 43H171V44H172ZM184 43H185V42H184ZM194 43H195V42H194ZM197 43L199 44L200 42H197ZM256 43H257V42H256ZM62 44H63V43H62ZM70 44H71V43H70ZM72 44H74V43H72ZM83 44H84V43H83ZM89 44H90V43H89ZM91 44H92V43H91ZM131 44H132V43H131ZM149 44L151 45L150 42H149ZM154 44H155V43H154ZM173 44H172V45H173ZM176 44H177V42H176ZM178 44H179V43H178ZM178 44H177V45H178ZM220 44H221V42H220ZM225 44H226V43H225ZM225 44L223 43L224 46H225ZM258 44H259V43H258ZM262 44H264V43H262ZM49 45H50V43H49ZM96 45H97V44H96ZM167 45H168V44H167ZM169 45H170V44H169ZM169 45H168V46H169ZM174 45H175V44H174ZM180 45H182V44H180ZM188 45H189V44H188ZM223 45H222V46H223ZM226 45H227V44H226ZM239 45H241V44H239ZM260 45H261V44H260ZM51 46H53V44H52ZM66 46H68V48H69V45H68V44H67ZM81 46H82V44H81ZM81 46L79 45L80 48H81ZM83 46H84V45H83ZM83 46H82V49H83ZM86 46H88V45H86ZM99 46H100V44H99ZM132 46H133V45H132ZM132 46H131V47H132ZM152 46H153V45H152ZM159 46H160V45H159ZM165 46H166V45H165ZM165 46H164V47H165ZM168 46H167V47H168ZM190 46H192V44L189 45V47H190ZM194 46H195V44H194ZM194 46H193V47H194ZM199 46H200V44H199ZM202 46H203V45H202ZM218 46H220V45H218ZM262 46H263V45H262ZM62 47H63V46H62ZM84 47H85V46H84ZM96 47H97V46H96ZM127 47H128V46H127ZM129 47H130V46H129ZM149 47H150V46H149ZM162 47H163V46H162ZM240 47H241V46H240ZM240 47H239V48H240ZM247 47H248V46H247ZM50 48H51V47H50ZM92 48H94V46H93ZM124 48H125V47H124ZM171 48H172V47H171ZM177 48H178V47H177ZM177 48H176V49H177ZM223 48H224V47H223ZM236 48H237V47H236ZM48 49H49V48L46 49V53H48V51H47ZM82 49H81V50H82ZM96 49H97V48H96ZM96 49H93L92 52H94V50H96ZM126 49H127V48H126ZM132 49H134V48H131L130 50H132ZM160 49H161V48H160ZM178 49H180V48H178ZM187 49H188V48H186L185 50H187ZM189 49H190V48H189ZM240 49H241V48H240ZM243 49H245V48H243ZM44 50H45V48H44ZM44 50H43V51H44ZM49 50H51V49H49ZM72 50H73V49H72ZM84 50H85V49H84ZM136 50H137V48H136ZM171 50H173V48H172ZM195 50H196V49H195ZM230 50H231V48H230ZM241 50H242V49H241ZM245 50H246V49H245ZM247 50H248V49H247ZM251 50H252V49H251ZM251 50H250V51H251ZM1 51H2V50H1ZM98 51H99V50H98ZM162 51H163V50H162ZM164 51H165V49H164ZM166 51H167V50H166ZM174 51H175V50H174ZM177 51H178V50H177ZM177 51L174 52V53H177ZM179 51H180V53H181V49H180ZM183 51H184V50H183ZM192 51H193V49H192ZM70 52H71V51H70ZM72 52H73V51H72ZM75 52H76V51H75ZM78 52H79V51H78ZM78 52H77V53H78ZM81 52H82V51H81ZM115 52H116V51H115ZM126 52H127V51H126ZM126 52H125V53H126ZM128 52H129V51H128ZM128 52H127V53H128ZM131 52H133V50H132ZM170 52H171V51H170ZM172 52H173V51H172ZM184 52H185V51H184ZM230 52H231V51H230ZM248 52H249V51H248ZM248 52H247V53H248ZM254 52H255V51H254ZM44 53H45V51H44L43 53L41 52L40 54H42V56H43V55H45ZM79 53H80V52H79ZM96 53H97V52H96ZM116 53H117V52H116ZM122 53H123V52H122ZM127 53H126V54H127ZM129 53H130V52H129ZM129 53H128L127 56H131V55H132V54L129 55ZM135 53H136V52H135ZM141 53H142V52H140L139 55H141ZM160 53H161V51H160ZM160 53H159V54H160ZM162 53H163V52H162ZM162 53H161V54H162ZM164 53H165V52H164ZM178 53H179V52H178ZM191 53H192V52H191ZM203 53H204V52H203ZM228 53H229V52H228ZM247 53H246V54H247ZM252 53H253V51L251 52V56H250L251 58H252V56L254 55V53H253V55H252ZM69 54H70V53H69ZM94 54H95V52H94ZM118 54H119V53H118ZM133 54H134V52H133ZM181 54H183V53H181ZM185 54H186V53H185ZM192 54H193V53H192ZM249 54H250V53H249ZM255 54H256V53H255ZM77 55H79V54H77ZM91 55H92V54H91ZM120 55H121V54H120ZM122 55H123V54H122ZM122 55H121V56H122ZM135 55H136V54H135ZM139 55H138V56H139ZM151 55H152V54H151ZM151 55H150V56H151ZM172 55H173V53H172ZM172 55H171V56H172ZM176 55H177V54H176ZM215 55H217V53H216ZM256 55H257V54H256ZM256 55H255V56H256ZM260 55H262V54L260 53ZM260 55H259V56H260ZM66 56H68V54H66ZM81 56H82V55H81ZM114 56H116V54H115ZM118 56H119V55H118ZM132 56H133V55H132ZM146 56H147V55H146ZM157 56H158V55H157ZM217 56L219 57L220 55H217ZM226 56H227V55H226ZM230 56H231V54H230ZM230 56H229V57H230ZM78 57L83 59V57H80V55H79ZM84 57H85V56H84ZM91 57H93V56H89V59H91ZM96 57H97V56H96ZM96 57H94V58H96ZM123 57H124V56H123ZM134 57H135V56H134ZM139 57H140V56H139ZM176 57H177V56H176ZM201 57H202V56H201ZM227 57H228V56H227ZM227 57H226V58H227ZM231 57H232V56H231ZM237 57H239V56H237ZM257 57H258V55H257ZM260 57H261V56H260ZM260 57H259V58H260ZM263 57H264V56H262V58H263ZM63 58H65V56H63ZM85 58H86V57H85ZM116 58H117V57H116ZM125 58H126V57H125ZM127 58H128V57H127ZM127 58H126V59H127ZM129 58H130V57H129ZM148 58H149V57H148ZM152 58H153V56H152ZM174 58H175V57H174ZM190 58H192V56H191ZM196 58H197V57H196ZM199 58H200V57H199ZM202 58H204V57H202ZM215 58H216V57H215ZM235 58H236V56H235ZM239 58H242V57L240 56ZM239 58H238V59H239ZM253 58H254V57H253ZM37 59H38V58H37ZM40 59H41V58H40ZM74 59H75V58H74ZM76 59H77V58H76ZM114 59H115V58H114ZM121 59H122V58H121ZM135 59H136V58H135ZM144 59H145V58H144ZM197 59H198V58H197ZM207 59H208V58H207ZM207 59H206V60H207ZM216 59H217V58H216ZM216 59H214V60L216 61ZM62 60H63V59H62ZM104 60H106V59H103V61H104ZM118 60H119V59H118ZM123 60H124V59H123ZM130 60H132V59H130ZM150 60H151V58H150ZM150 60L147 59L145 63H147V62L150 61ZM156 60H157V59H156ZM165 60H167V59H165ZM165 60L163 59L164 62H165ZM173 60H175V59H173ZM206 60H205V61H206ZM227 60H229V59H227ZM227 60H226V61H227ZM230 60H231V59H230ZM262 60H263V59H262ZM262 60H261V61H262ZM10 61H11V57H9V55L4 54V53H3V54L0 53V80H1V81L3 80L4 83H5L7 86L13 88V87L16 86L15 84H17L19 81H21V80H19L21 77L18 75V70H19V69L24 70V67H22L21 65H17V66L13 69V67L15 66V64H14L13 62H10ZM65 61H66V60H65ZM77 61H78V59H77ZM82 61H84V59H83ZM96 61H97V58H96ZM96 61H95V62H96ZM98 61H99V60H98ZM114 61H115V60H114ZM114 61H113V62H114ZM137 61H138V60H137ZM153 61H154V60H153ZM168 61H169V58H168ZM180 61H181V60H180ZM198 61H200V60H197V62H198ZM207 61H208V60H207ZM211 61H212V60H211ZM211 61H210V62H211ZM222 61H224V60H222ZM232 61H233V60H232ZM232 61H231V63H232ZM234 61H235V60H234ZM38 62H39V61H38ZM78 62H79V61H78ZM91 62H92V61H91ZM91 62H88V63L91 64ZM100 62L102 63V61H100ZM151 62H152V61H151ZM151 62H150V63H151ZM166 62H167V61H166ZM166 62H165V63H166ZM170 62H173V61L170 60ZM174 62H175V61H174ZM220 62H221V60H220ZM88 63H87V64H88ZM93 63H94V62H93ZM97 63H98V62H97ZM101 63H100V64H101ZM104 63H105V67H106L107 60H106V62H104ZM115 63H116V62H115ZM118 63H119V62H118ZM142 63H143V62H142ZM154 63H155V62H154ZM223 63H224V62H223ZM229 63H230V62H229ZM37 64H38V63H37ZM77 64H78V63H77ZM94 64H95V63H94ZM94 64H93L92 67H94ZM112 64H113V63H112ZM126 64H127V63H126ZM140 64H141V63H140ZM151 64H152V63H151ZM173 64H174V63H173ZM175 64H176V62H175ZM177 64H178V63H177ZM201 64H202V62H201ZM207 64H208V63H207ZM216 64H217V62H216ZM220 64H221V63H220ZM224 64H225V63H224ZM233 64H234V63H233ZM64 65H65V64H64ZM71 65H72V64H71ZM80 65H81V64H80ZM80 65H78V66H80ZM82 65H84V63H83ZM82 65H81V66H82ZM91 65H92V64H91ZM113 65H114V64H113ZM118 65H119V64H118ZM144 65H145V64H144ZM154 65H155V64H154ZM157 65H158V64H157ZM161 65H163V63H162ZM167 65H168V63H167ZM178 65H179V64H178ZM195 65H196V64H195ZM213 65H214V64H213ZM218 65H219V64H218ZM218 65H215V66L217 67ZM221 65H223V64H221ZM230 65H232V64H230ZM234 65H236V62H235ZM95 66H96V65H95ZM99 66H100V65H99ZM123 66H124V65H123ZM141 66H142V65H140L139 67H140V69H141V71H142L144 67L142 66L143 68H141ZM145 66H146V65H145ZM147 66H148V65H147ZM174 66H176V65H174ZM211 66H212V65H211ZM71 67H72V66H71ZM75 67H76V66H75ZM82 67H83V66H82ZM96 67H97V66H96ZM152 67H153V66H152ZM159 67H160V66H159ZM203 67H204V66H203ZM203 67H202V68H203ZM216 67H215V68H216ZM223 67H224V65H223ZM223 67H222V68H223ZM231 67H232V66H231ZM238 67H239V66H238ZM77 68H78V67H77ZM79 68H81V67H79ZM83 68H84V67H83ZM103 68H104V67H103ZM108 68H109V67H108ZM110 68H111V67H110ZM150 68H151V67H150ZM155 68H156V67H154V70H155ZM157 68H158V67H157ZM174 68H175V67H174ZM202 68H201V69H202ZM211 68L213 69V67H211ZM219 68H220V67H219ZM219 68H218V69H219ZM95 69H96V68H95ZM105 69H106V68H105ZM105 69H104V70H105ZM167 69H169V68H167ZM171 69H172V68H171ZM193 69H194V68H193ZM196 69H198V68H196ZM226 69H227V68H225L224 70H226ZM30 70H31V68H30L28 71H30ZM41 70H42V69H41ZM41 70H40V71H41ZM78 70H82V69H78ZM90 70H91V69H90ZM106 70H107V69H106ZM108 70H109V69H108ZM110 70H113V69H110ZM145 70H146V68H145ZM150 70H151V69H150ZM150 70L147 69L146 71H149V73H151ZM152 70H153V69H152ZM152 70H151V71H152ZM174 70H175V69H174ZM174 70H173V71H174ZM177 70H178V69H177ZM187 70H188V69H187ZM190 70H191V69H190ZM207 70H208V69H207ZM207 70H206V71H207ZM222 70H223V69H222ZM235 70H236V69H235ZM237 70H238V69H237ZM242 70H243V69H242ZM28 71H26V72H28ZM31 71H32V70H31ZM37 71H38V73H40V72H39V68H38ZM97 71H99V70H97ZM134 71H135V70H134ZM163 71H164V70H163ZM169 71H170V70H169ZM210 71H211V70H210ZM226 71H227V73L229 72L228 70H226ZM244 71H245V70H244ZM78 72H79V71H78ZM80 72H81V71H80ZM106 72H108V71H106ZM143 72H144V71H143ZM161 72H162V71H161ZM174 72H175L174 74H176L177 72H179V70H178L177 72H176V71H174ZM238 72H239V71H238ZM240 72H242V71H240ZM247 72H248V70H247ZM41 73H43V72H41ZM50 73H51V72H50ZM52 73H53V72H52ZM94 73H95V72H94ZM126 73H127V72H126ZM149 73H148L147 75H149ZM156 73H157V71H156ZM164 73H165V72H164ZM194 73H195V72H194ZM229 73H230V72H229ZM243 73H245V72H243ZM5 74H7V75H5ZM11 74H14L15 77H16V76H19V78H18L19 81H17L15 77H12L13 75L11 76ZM29 74H30V72H29ZM29 74H28V75H29ZM54 74H57V75H58V73H56V71H55ZM97 74H98V73H97ZM103 74H104V71H103ZM107 74H108V73H107ZM143 74L145 75V73H143ZM143 74H142V75H143ZM153 74L155 75V72H153ZM153 74H152V76H153ZM158 74H160L159 71H158L157 75H158ZM169 74H170V73H169ZM230 74H231V73H230ZM230 74H229V76L231 77V75H233V73H232L231 75H230ZM245 74H246V73H245ZM253 74H254V73H253ZM25 75H26V73H25ZM25 75H23V77H25ZM28 75H27V76H28ZM40 75H42V74H40ZM40 75H39V77H40ZM52 75H53V74H52ZM74 75H75V74H74ZM142 75H141V76H142ZM144 75H143V76H144ZM157 75H156V79H157ZM164 75H165V74H164ZM167 75H168V73H167ZM170 75H171V74H170ZM193 75L196 77L197 74H196V75H195V74H192V76H193ZM234 75H235V74H234ZM239 75H240V74H239ZM242 75H243V74H241V76H242ZM249 75H250V72H249ZM21 76H22V75H21ZM27 76H26V77H27ZM31 76H32V77H31ZM42 76H43V75H42ZM53 76L55 77V75H53ZM94 76H96V73H95ZM105 76H106V75H105ZM150 76H151V75H150ZM158 76H159V75H158ZM172 76H173V73H172ZM176 76H177V75H175V77H176ZM185 76H186V75H185ZM194 76H193V77H194ZM247 76H248V74H247ZM23 77L21 78L22 81H23ZM26 77H25V78H26ZM30 77H31V78H30ZM147 77H148V76H147ZM164 77H165V76H164ZM232 77H233V76H232ZM237 77H238V76H237ZM250 77L254 78V76H252V75H251ZM250 77H249V78H250ZM29 78H30L29 80H28V79H25V82L23 81V83H22L23 85H21L23 88H25V89H24L25 91L27 90V91H26L27 94H26L25 91H24V92H25V94H26V99H27V101L29 102V104L32 103L33 106H35V105L40 104V103L43 102V101H50V100H51V97H50V96H45L44 92H48V93L50 92V90L47 91V87H50V88H48V89H51V86H50V85H51L52 82H51L49 79H45L44 82H46V86H45L46 88H43L44 86H42V85L40 84V82H41L40 80L44 79V77H43L42 79H41V78L39 79L35 71L32 72V75H30ZM59 78H60V77H59ZM100 78H101V77H100ZM102 78H103V75H102ZM107 78H108V77H107ZM127 78H128V77H127ZM127 78H126V79H127ZM131 78H133V75L131 76ZM143 78H144V77H143ZM150 78H152V77H150ZM168 78H169V77H168ZM171 78H172V77H171ZM179 78H180V77H179ZM201 78H202V77H201ZM238 78H239V77H238ZM249 78H248V79H249ZM252 78H251V79H252ZM88 79H89V78H88ZM129 79H130V78H129ZM152 79H154V78H152ZM152 79H151V80H152ZM162 79H163V78H162ZM166 79H167V77H166ZM187 79H188V77H187ZM231 79H232V78H231ZM231 79H230V81H231ZM233 79H234V78H233ZM233 79H232V81H233ZM235 79H237V78L235 77ZM242 79H244V78H241V80H242ZM251 79L247 81V84H248L249 81H251ZM55 80H56V79H55ZM98 80H99V79H98ZM105 80H106V79H105ZM131 80H132V79H131ZM135 80H136V79H135ZM135 80H134V81H135ZM148 80H149V79H148ZM164 80H165V79H164ZM177 80H178V78H177ZM237 80H238V79H237ZM241 80H240V82L242 83ZM244 80H245V79H244ZM252 80H253V79H252ZM254 80H255V79H254ZM95 81H96V80H95ZM99 81H100V80H99ZM117 81H118V80H117ZM156 81H157V80H156ZM175 81H176V80H175ZM180 81H181V80H180ZM180 81L178 80V82H180ZM245 81H246V80H245ZM255 81H256V84H257V86L259 87L260 91H261V90H264V70H262V69L259 70V72H258V74H257V77H256V80H255ZM31 82H32V83H31ZM126 82L128 83V81H126ZM130 82H131V81H130ZM132 82H133V81H132ZM149 82H150V81H149ZM151 82H152V84H153V81H151ZM151 82H150V83H151ZM161 82H164V81H161ZM172 82H173V81H172ZM193 82H194V81H193ZM193 82H192V83H193ZM236 82H237V81H235V83H236ZM238 82H239V80H238ZM93 83H95V82H93ZM105 83H106V82H105ZM135 83H137V82H135ZM135 83H133V84H135ZM143 83H144V82H143ZM147 83H148V82H147ZM157 83H158V82H157ZM165 83H166V82H165ZM165 83H164V84H165ZM168 83H169V82H168ZM175 83H176V82H175ZM187 83H188V82H187ZM190 83H191V82H190ZM19 84H20V82H19ZM39 84H40V85H39ZM125 84H126V83H125ZM130 84H131V83H130ZM170 84H171V81H170ZM170 84H169V86H170ZM172 84H173V83H172ZM172 84H171L170 87H169V86L166 87V89H167V88H168V89L171 88V87H172ZM185 84H186V83H184L183 85H185ZM233 84H234V83H233ZM243 84H244V83H243ZM68 85H70V84H68ZM68 85H66V86H68ZM77 85H78V84H77ZM128 85H129V83H128ZM143 85H145V84H143ZM143 85H142V83H141V86H143ZM147 85H150V84H147ZM156 85H157V84H156ZM165 85H166V84H165ZM183 85H182V86H183ZM229 85H230V84H229ZM39 86H40V87L42 86L41 89H45L46 91H44V90L42 91V90H41V91H42V92H41L40 90H38V89H39ZM108 86H109V85H108ZM108 86H107V87H108ZM126 86H127V84H126ZM133 86H134V85H133ZM135 86H136V85H135ZM152 86H155V85H152ZM185 86H186V85H185ZM246 86H247V85H244L245 88H246ZM68 87H69V86H68ZM77 87H78V86H77ZM113 87H114V86H113ZM123 87H124V86H123ZM129 87H131V85H130ZM137 87H138V86H137ZM146 87H147V86H146ZM146 87H145V88H146ZM155 87H156V86H155ZM161 87H162V86H161ZM173 87H174V86H173ZM175 87H176V85H175ZM179 87H180V85H179ZM186 87H187V86H186ZM186 87L183 86V88H186ZM230 87H233V86L230 85ZM20 88H21V87H20ZM20 88H19V89H20ZM60 88H61V86H60ZM60 88H59V89H60ZM79 88H80V87H79ZM115 88H116V87H115ZM148 88H151V87L148 86ZM157 88H159V91H161V90H160V89H161L160 87L157 86ZM181 88H182V87H181ZM17 89H18V88H17ZM53 89H54V88H53ZM53 89H51V91H54ZM57 89H58V87H57ZM80 89H81V88H80ZM139 89H140V88H139ZM176 89H177V88H176ZM188 89H189V88H188ZM233 89H235V86H234ZM233 89H232V92H233ZM55 90H56V88H55ZM81 90H82V89H81ZM102 90H103V89H102ZM104 90H105V88H104ZM141 90H142V89H141ZM162 90H163V89H162ZM164 90H165V87H164ZM172 90H173V89L171 88V91H172ZM177 90H178V89H177ZM21 91H23V89H21ZM21 91H20V92H21ZM68 91H69V90H68ZM68 91H67V93H68ZM75 91H76V89H75ZM119 91H120V90H119ZM135 91H136V89H135ZM153 91L155 92L154 89H153ZM153 91H151V93H152ZM156 91L158 92V89H157ZM169 91H170V90H169ZM182 91H183V89H182ZM182 91H180V92H182ZM260 91H259V92H260ZM16 92H18V90H17ZM145 92H146V91H145ZM161 92H162V91H161ZM174 92H175V91H174ZM174 92H173V93H174ZM234 92H235V90H234ZM21 93L23 94V92H21ZM100 93H101V92H100ZM158 93H159V92H158ZM163 93H164V92H163ZM165 93H166V92H165ZM170 93H171V92H170ZM170 93H168V95H170ZM173 93H172V94H173ZM175 93H176V94H177V93L179 94V92H175ZM236 93H237V92H236ZM11 94H12V93H11ZM11 94H10V95H11ZM137 94H138V93H137ZM148 94H149V93H148ZM152 94H154V96H155V95H158V94H155V93H152ZM160 94H161V93H160ZM172 94H171V95H172ZM238 94H239V92H238ZM242 94H243V93H242ZM242 94H241V95H242ZM23 95H24V94H23ZM65 95H66V94H64V96H65ZM67 95H68V94H67ZM85 95H86V94H85ZM117 95H118V94H117ZM139 95H140V93H139ZM161 95H162V94H161ZM239 95H240V94H239ZM241 95H240V96H241ZM248 95H249V94H248ZM11 96H12V95H11ZM20 96H21V94H20ZM148 96H149V95H148ZM150 96H151V95H150ZM162 96H163V95H162ZM166 96H167V95H166ZM166 96H164V97L166 98V102H167V100H168L169 98L167 99ZM173 96H174V95H173ZM179 96H180V95H179ZM206 96H207V95H206ZM233 96H234V95H233ZM235 96H236V94H235ZM240 96H239V97H240ZM134 97H135V96H134ZM137 97H138V96H137ZM159 97H160V96H159ZM159 97H158V98H159ZM168 97H171V96H168ZM175 97H176V96H175ZM175 97H174V99H175ZM226 97H227V96H226ZM239 97H238V98H239ZM12 98H14V96H13ZM12 98H11V99H12ZM21 98L23 99L22 96H21ZM85 98H86V97H85ZM89 98H90V97H89ZM89 98H88V99H89ZM158 98H156L157 102H159V101H158ZM171 98H173V97H171ZM209 98H210V97H209ZM222 98H223V97H222ZM227 98H228V97H227ZM229 98L231 99V94H230V97H229ZM229 98H228V100H229ZM238 98H237V99H238ZM255 98H256V97H255ZM62 99H63V98H62ZM92 99H93V98H92ZM92 99H89V100H91V102H92V101L94 100V99H93V100H92ZM98 99H100V98H98ZM133 99H134V98H133ZM152 99H155V98H153V95H152ZM152 99H150V100H152ZM174 99H173L172 102H174L177 98H176L175 100H174ZM198 99H199V98H198ZM198 99H196V100H198ZM204 99H205V98H204ZM207 99H208V98H207ZM246 99H247V98H246ZM250 99H251V97L248 98V100H250ZM83 100H84V98H83ZM160 100L162 101L161 98H160ZM194 100H195V99H194ZM210 100H211V99H210ZM210 100H208V101H210ZM217 100H218V99H217ZM222 100H223V99H222ZM222 100H221V101H222ZM228 100H227V101H228ZM240 100H241V98H240ZM24 101H25V100H24ZM27 101H25V102H27ZM84 101H85V100H84ZM134 101H136V99H135ZM153 101H154V100H153ZM153 101H152V102H153ZM199 101H200V100H199ZM201 101H203V100H201ZM206 101H207V100H206ZM238 101H239V100H238ZM241 101H242V100H241ZM263 101H264V100H263ZM15 102H21V101H19L18 99H16ZM28 102H27V103H28ZM86 102H88V101H86ZM95 102H96V101H95ZM145 102H146V101H145ZM152 102H150V103H152ZM154 102H155V101H154ZM163 102H164V101H163ZM172 102H170V103H172ZM192 102H193V101H192ZM217 102H218V101H217ZM229 102H230V100H229ZM242 102H243V101H242ZM69 103H70V102H69ZM102 103H103V102H102ZM150 103H149V104H150ZM170 103H169V104L167 103V104L170 106ZM194 103H195V102H194ZM194 103H193V104H194ZM207 103H208V102H207ZM209 103H210V102H209ZM209 103H208V104H209ZM233 103H234V102H233ZM21 104H22V102H21ZM46 104H47V102L45 103V105H46ZM63 104H64V103H63ZM97 104H98V103H97ZM139 104H140V103H139ZM152 104H153V103H152ZM172 104H173V103H172ZM195 104H196V103H195ZM201 104H202V103H201ZM204 104H205V103H204ZM215 104H216V102H215ZM221 104H222V103H221ZM221 104H220L219 108H220V109H225V108H226V105L224 104V105H225L224 108H221L222 105H223V104H222V105H221ZM230 104H232V103H230ZM236 104H237V103H236ZM244 104H245V102H244L242 105H244ZM258 104H259V103H258ZM18 105H19V104H18ZM87 105H88V104H86V106H87ZM95 105H96V104H95ZM135 105H136V104H135ZM156 105H157V103H156ZM159 105H160V103H159ZM159 105H158V107L160 108ZM164 105H165V102H164ZM191 105H192V104H191ZM197 105H198V104H197ZM206 105H207V104H206ZM239 105H240V107H241V104H239ZM20 106H21V105H20ZM25 106H26V104H25ZM60 106H62V105H60ZM150 106H152V105L150 104ZM150 106H149V107H150ZM169 106H168V107H169ZM195 106H196V105H195ZM195 106H193V107L195 108ZM200 106H201V105H200ZM202 106H203V104H202ZM234 106H235V105H234ZM237 106H238V104H237ZM47 107H48V105H46V108H47ZM63 107H64V106H63ZM93 107L95 108L96 106H93ZM139 107H140V106H139ZM141 107H142V106H141ZM165 107H166V106H165ZM170 107H171V106H170ZM197 107H199V105H198ZM197 107H196V108H197ZM205 107H207V106L204 105V109H205ZM232 107H233V105H232ZM238 107H239V106H238ZM23 108H24V107H23ZM23 108H22V109H23ZM27 108H28V107H27ZM40 108H41V107H40ZM64 108H65V107H64ZM88 108H90V107H87V110H88ZM91 108H92V107H91ZM91 108H90V109H91ZM147 108H148V107H147ZM147 108H146V109H147ZM150 108H151V107H150ZM159 108H158V110H159ZM162 108H164V107H162ZM199 108H201V107H199ZM202 108H203V107H202ZM213 108H215V106H214ZM233 108H235V107H233ZM242 108H244V107L242 106ZM254 108H255V106H254ZM15 109H16V108H15ZM24 109H25V108H24ZM65 109H66V108H65ZM151 109H153V108H151ZM171 109H172V108H171ZM211 109H212V108H211ZM211 109H210V110L207 109V110H208V111H211ZM220 109H218V110H220ZM231 109H232V108H231ZM20 110H21V107H20V109H19V112H20ZM60 110H61V108H60ZM91 110L94 111L95 109L92 108ZM104 110H105V109H104ZM147 110H148V109H147ZM167 110H168V109H167ZM167 110H166V111H167ZM237 110H238V109H237ZM241 110H242V109H241ZM256 110H258V106H257V109H256ZM15 111H16V110H15ZM26 111H27V110H26ZM29 111H30V110H29ZM29 111H28V112H29ZM47 111H48V109H47ZM52 111H53V110H52ZM88 111L90 112V110H88ZM155 111L157 112V110H155ZM170 111H172V110H170ZM170 111H169V113H170ZM174 111H175V110H174ZM213 111H214V109H213ZM216 111H217V110H216ZM36 112H37V111H36ZM36 112H35V111L33 112V115H34V116H35L34 113H36ZM39 112L41 113L40 110H39ZM43 112H44V111H43ZM43 112H42V113H43ZM50 112H51V111H50ZM73 112H74V111H73ZM96 112H97V111H96ZM150 112H151V111H150ZM160 112H162V109H161ZM160 112H158V113L160 114ZM172 112H173V111H172ZM203 112H204V111H203ZM217 112H219V111H217ZM222 112H223V111H222ZM224 112H225V110H224ZM251 112H252V111H250L249 113H251ZM42 113H41V115H43ZM47 113H48V112H47ZM57 113H58V112H57ZM62 113H63V112H62ZM64 113H65V112H64ZM107 113H108V112H107ZM121 113H122V112H121ZM141 113H142V112H141ZM169 113H165V114L167 115V114H169ZM173 113H174V112H173ZM173 113H171V114H173ZM190 113H191V112H190ZM205 113H206V112H204V115L206 116ZM211 113H213V112H211ZM228 113L230 114V110H229ZM228 113H227V114H228ZM233 113H234V116H235L236 111L233 112ZM237 113L239 114V112H237ZM247 113H248V110H247ZM254 113H256V112H253L252 114L255 115ZM261 113H262V112H261ZM261 113H260V114H261ZM10 114L13 115V108L11 107V105L9 104V102L3 103V104L1 105V107H0V125H1L2 127L5 128V131H6V132L8 131L9 128H7V126L4 125L5 123H7L5 115H10ZM36 114H38V113H36ZM65 114H67V111H66ZM90 114H91V113H90ZM90 114H89V115H90ZM105 114H106V113H105ZM131 114H132V113H131ZM152 114H153V113H152ZM154 114H157V113H154ZM194 114H195V113H194ZM220 114H222V113H220ZM224 114H226V113H224ZM224 114H223V115H224ZM229 114H228V115H229ZM241 114H242V112H241ZM243 114H244V113H243ZM245 114H246V113H245ZM15 115H16V112H15ZM38 115H40V114H38ZM48 115H49V114H48ZM72 115L74 116V114H72ZM72 115H71V116H72ZM93 115H94V112H93ZM174 115H175V113H174ZM192 115H193V114H192ZM192 115H191V116H192ZM196 115H197V114H196ZM196 115H195V116H196ZM211 115H212V114H211ZM214 115H215V113H214ZM218 115H219V113H218ZM230 115H231V114H230ZM253 115H250V116H253ZM69 116H70V115H69ZM99 116H100V114L98 115V117H99ZM106 116H107V115H105V118H106ZM118 116H119V115H118ZM123 116H124V115H123ZM139 116H140V115H139ZM143 116H144V115H143ZM157 116H158V115H157ZM205 116H204V117H205ZM219 116H220V115H219ZM219 116H218V117H219ZM236 116H237V115H236ZM245 116H246V115H245ZM25 117H27V116H25ZM35 117H36V116H35ZM51 117H52V116H51ZM101 117H102V116H101ZM109 117H110V116H109ZM164 117H165V116H164ZM168 117H169V116H168ZM173 117H174V116H173ZM211 117H212V116H211ZM211 117H210V118H211ZM216 117H217V113H216ZM218 117H217V118H218ZM221 117H222V115H221ZM242 117H243V116H242ZM247 117H249V115H248ZM247 117H246V119H247ZM263 117H264V116H263ZM30 118H31V117H30ZM37 118H38V117H37ZM63 118H64V116H63ZM195 118H196V117H195ZM199 118H200V117H199ZM208 118H209V117H208ZM224 118H225V117H224ZM229 118H230V117H229ZM244 118H245V117H244ZM244 118H243V119H244ZM250 118H251V117H249V119H250ZM32 119H33V118H32ZM40 119H41V118H40ZM40 119H39V120H40ZM42 119H43V118H42ZM42 119H41V120H42ZM69 119L72 120L71 118H69ZM107 119H108V118H107ZM116 119H117V118H116ZM123 119H125V117H124ZM203 119H204V118H202L201 120H203ZM206 119H207V117L205 118V120H206ZM214 119L216 120V118H214ZM220 119H221V118H220ZM220 119H219V120H220ZM227 119H228V118H227ZM240 119H241V117H240ZM243 119H242V120H243ZM24 120H26V119H24ZM37 120H38V119H37ZM39 120H38V121H39ZM45 120H46V119H45ZM45 120H42V121H44L43 124H45ZM73 120H74V119H73ZM79 120H80V119H79ZM110 120H111V119H110ZM210 120H211V119H210ZM215 120H213V121H215ZM235 120H237V119H235ZM258 120H259V117H258ZM258 120H257V121H258ZM33 121H34V120H33ZM80 121H81V123H80L81 125H82V123L84 124V122H85V121L82 122V120H80ZM116 121H118V119H117ZM233 121H234V120H233ZM239 121H240V120H239ZM260 121H261V120H260ZM260 121H259V122H260ZM26 122H27V124H29L28 121H26ZM30 122H31V121H30ZM35 122H36V121H35ZM46 122H48V121H46ZM105 122H106V121H105ZM121 122H122V121H121ZM148 122H149V121H148ZM207 122H208V121H207ZM207 122H206V123H207ZM222 122H223V121H222ZM222 122H221V123H222ZM224 122H225V121H224ZM230 122H231V121H230ZM237 122H238V121H237ZM237 122H236V123H237ZM249 122H251V121L249 120ZM259 122H258L257 124H259ZM23 123H24V121H23ZM86 123H87V122H85V124H86ZM100 123H101V122H100ZM118 123H119V122H118ZM145 123H146V122H145ZM204 123H205V122H204ZM243 123H244V122H242V125H243ZM246 123H247V121H246ZM246 123H244V124H246ZM261 123H263V125H264V122L261 121ZM25 124H26V123H25ZM38 124H39V122H38ZM41 124H42V123H41ZM47 124H48V123H47ZM85 124L82 125V127H83V126L86 127ZM104 124H105V123H104ZM121 124H122V123H121ZM147 124H148V123H147ZM180 124H182V123H180ZM212 124H213V123H212ZM226 124H227V123H226ZM251 124H253V123H251ZM251 124H250V125H251ZM36 125H37V124H36ZM107 125H108V124H107ZM110 125H111V123H110ZM122 125H123V124H122ZM122 125L120 126V128H122ZM124 125H125V124H124ZM207 125H208V123H207ZM219 125H220V124H219ZM230 125H231V124H230ZM230 125H229V126H230ZM235 125H236V124H235ZM235 125L233 124L234 128H237V127H235ZM239 125H240V124H239V122H238V126H239ZM25 126H27V125H25ZM41 126H42V125H41ZM45 126H46V125H45ZM76 126H77V125H76ZM78 126H79V125H78ZM88 126H89V125H88ZM117 126H118V125H117ZM117 126H116V127H117ZM137 126H138V125H137ZM170 126H171V125H170ZM184 126H185V125H184ZM222 126H223V125H222ZM222 126H221V127H222ZM240 126H241V125H240ZM246 126H247V125H246ZM246 126H245V128H247ZM255 126H256V125H255ZM255 126H253V127L256 128ZM260 126H261V124H260ZM27 127H28V126H27ZM80 127H81V126H80ZM130 127H131V126H130ZM132 127H133V126H132ZM150 127H151V126H150ZM261 127H262V126H261ZM45 128H46V127H44V129H45ZM72 128H74V127L72 126ZM77 128H78V127H77ZM108 128H109V127H108ZM113 128H114V127H113ZM124 128H126V125L124 126ZM204 128H206V127H204ZM227 128H228V125H227ZM227 128H226V129H227ZM249 128H250V126H249ZM251 128H252V126H251ZM254 128H253V129H254ZM263 128H264V127H263ZM28 129H29V127H28ZM44 129H43V130H44ZM136 129H137V128H136ZM140 129H141V128H140ZM140 129H138V130H140ZM144 129L146 130L147 127H146V128H143V130H144ZM222 129H223V128H222ZM224 129H225V128H224ZM226 129H225V130H226ZM257 129H258V128H257ZM74 130H76V129H74ZM77 130H78V129H77ZM77 130H76V131H77ZM113 130H114V129H113ZM113 130H112V131H113ZM123 130H124V129H123ZM129 130H132V129L129 128ZM145 130H144V131H145ZM229 130H230V129H229ZM229 130H228V131H229ZM231 130H232V129H231ZM250 130H251V129H250ZM250 130H249V131H250ZM261 130H262V128H261ZM23 131H24V130H23ZM27 131H28V130H27ZM44 131H45V130H44ZM76 131H75V132H76ZM135 131H136V130H135ZM202 131H203V130H202ZM238 131H239V130H238ZM249 131H248V133H249ZM253 131H254V130H253ZM259 131H260V130H259ZM262 131H263V130H262ZM262 131H260V132H262ZM24 132H25V131H24ZM36 132H37V131H36ZM38 132H39V131H38ZM41 132H43V131L41 130V131L39 132V134H40ZM72 132H74V131H72ZM146 132H147V131H145V133H146ZM233 132H234V131H233ZM233 132L231 131V133H233ZM236 132H237V131H236ZM255 132H257V131L255 130ZM0 133H1V134H4V132H2V131H0ZM22 133H23V132H22ZM28 133H30V132H28ZM31 133H32V132H31ZM68 133H69V132H68ZM85 133H86V132H85ZM118 133H119V132H118ZM120 133H123V132L120 131ZM131 133H132V132H131ZM137 133H138V132H137ZM223 133H224V130H223ZM251 133H252V132H251ZM253 133H254V132H253ZM253 133H252V134H253ZM262 133H263V132H262ZM9 134H10L11 136H15V135H17V129L15 128V129L11 130V131L9 132ZM9 134H8V135H9ZM23 134H24V133H23ZM23 134H22V135H23ZM39 134H38V135H35V136H39ZM41 134H42V133H41ZM72 134H73V133H72ZM79 134H80V133H79ZM79 134H78V135H79ZM115 134H116V133H115ZM135 134H136V133H135ZM139 134H140V132H139ZM225 134H226V132H225ZM239 134H241V133H239ZM245 134H246V133H245ZM249 134H250V133H249ZM26 135H28V134H26ZM29 135H30V134H29ZM43 135H46L45 132H44L41 136L44 137ZM66 135H67V134H66ZM66 135H64V136H66ZM78 135H75L74 137H76V136L78 137ZM80 135H81V134H80ZM80 135H79V137H80L81 140H80V139H79V140H80V141L84 140V138H85L84 135H85V134H83V137H81L82 135H81V136H80ZM118 135H119V134H118ZM145 135H146V134H145ZM198 135H199V134H198ZM233 135H234V134H233ZM237 135H238V134H237ZM243 135H244V134H243ZM260 135H261V134H260ZM3 136H4V135H3ZM3 136H2V137H3ZM6 136H7V135H6ZM6 136H4V137H6ZM41 136H40V137H41ZM67 136H68V135H67ZM230 136H231V134H230ZM0 137H1V136H0ZM2 137H1V138H2ZM45 137H46V136H45ZM52 137H53V136H52ZM69 137H72V138H73V136H69ZM79 137H78V138H79ZM113 137H114V135H113ZM117 137H118V136H117ZM117 137H115V138H117ZM119 137H120V136H119ZM134 137H135V136H134ZM137 137H138V136H137ZM233 137H234V136H233ZM250 137H251V136H250ZM252 137L254 138V135H253ZM257 137H258V136H257ZM262 137H263V135H262ZM1 138H0V139H1ZM8 138H9V136H8ZM16 138H17V137H16ZM20 138H21V137H19V140H21ZM27 138H28V137H27ZM27 138H26V139H27ZM54 138H55V136H54ZM62 138H63V137H62ZM82 138H83V139H82ZM123 138H124V137H123ZM142 138H144V137H142ZM241 138H242V137H241ZM255 138H256V137H255ZM260 138H261V136H260ZM2 139H3V138H2ZM10 139H11V138H10ZM32 139H33V138H32ZM39 139H40V138H39ZM111 139H112V138H111ZM136 139H137V138H136ZM218 139H219V138H218ZM245 139H246V138H245ZM3 140H4V139H3ZM5 140H6V139H5ZM16 140H17V139H16ZM61 140H62V139H60V142H61ZM69 140H70V142H71V140H73V139H69ZM69 140L67 141V144H68ZM224 140H225V139H224ZM249 140H250V139H249ZM262 140H263V138H262ZM22 141H23V139H22ZM26 141H28V140H26ZM52 141H53V140H52ZM63 141H65V140H63ZM63 141H62V142H63ZM73 141H75V138H74ZM76 141H77V140H76ZM110 141H111V140H110ZM137 141H138V139H137ZM141 141H142V140H141ZM143 141H144V140H143ZM9 142H10V144H13V143H14V142L11 143V141H9ZM57 142H58V141H57ZM62 142H61V143H62ZM116 142H117V141H116ZM139 142H140V141H139ZM242 142H243V141H242ZM2 143H4V142H2ZM7 143H8V142H7ZM17 143H18V142H17ZM19 143H20V142H19ZM21 143H22V142H21ZM23 143H24V142H23ZM25 143H26V142H25ZM71 143H72V142H71ZM73 143H74V142H73ZM77 143H78V142H77ZM77 143H75V144H77ZM82 143H83V141H82ZM136 143H138V142H136ZM193 143H194V142H193ZM197 143H198V142H197ZM259 143H260V142H259ZM28 144H29V142H28ZM63 144H65V143H63ZM63 144H62V145H63ZM67 144H66L65 147H67ZM78 144H80V143H78ZM78 144H77V146H78ZM90 144H91V143H90ZM130 144H131V143H130ZM130 144H129V145H130ZM138 144H139V143H138ZM260 144L262 145V143H260ZM1 145H2V144H1ZM59 145H60V144H59ZM73 145H74V144H73ZM86 145H88V143H86ZM131 145H132V144H131ZM135 145H136V144H135ZM169 145H170V144H169ZM174 145H175V143H174ZM186 145H187V144H186ZM190 145H191V144H190ZM214 145H215V144H214ZM4 146H5L4 148H2V147L0 146V147L2 148L3 151L5 150V148H7L6 145H4ZM13 146H14V145H13ZM13 146H11V147H13ZM16 146H17V144H16ZM16 146H15V147H16ZM20 146H22V145H20ZM23 146H25V145L23 144ZM60 146H61V145H60ZM70 146L72 147V145H70ZM80 146H81V144H80ZM89 146H91V145H89ZM92 146H93V145H92ZM96 146H97V145H96ZM110 146H111V145H110ZM137 146H138V145H137ZM181 146H182V145H181ZM194 146H195V145H194ZM199 146H200V145H199ZM239 146H240V145H239ZM250 146H252V145H250ZM256 146L258 147V145H256ZM262 146H264V145H262ZM17 147H18V146H17ZM26 147H27V146H26ZM26 147H25V148H26ZM31 147H34V146H31ZM41 147H42V146H41ZM43 147H44V146H43ZM48 147H49V145H47V148H48ZM68 147H69V145H68ZM71 147H70V148H71ZM78 147H79V146H78ZM87 147H88V146H87ZM87 147H86V148H87ZM114 147H115V146H114ZM121 147H122V146H121ZM126 147H127V146H126ZM130 147H131V146H130ZM140 147H141V145H140ZM164 147H166V146H164ZM9 148H10V147H9ZM13 148H14V147H13ZM21 148H24V147H21ZM39 148H40V147H39ZM47 148H46V150H47ZM51 148H53V147L51 146ZM58 148L60 149L59 146H58ZM62 148H63V146H62ZM74 148H76V146H75ZM74 148H73V149H74ZM91 148H95V147H91ZM128 148H129V147H128ZM131 148H132V147H131ZM137 148H138V147H137ZM142 148H144V147H142ZM10 149H11V148H10ZM37 149H38V148H37ZM44 149H45V147H44ZM48 149H50V148H48ZM88 149H89V148H88ZM114 149H115V148H114ZM117 149H118V148H117ZM175 149H176V148H175ZM177 149H178V147H177ZM187 149H188V148H187ZM196 149H197V148H196ZM214 149H215V147H214ZM6 150H7V149H6ZM12 150H13V149H12ZM22 150H23V149H22ZM27 150H28V148H27ZM42 150H43V148H42ZM57 150H58V149H57ZM83 150H84V148H83ZM86 150H87V149H85V151H81V152H86ZM149 150H150V149H149ZM156 150H157V149H156ZM165 150H166V149H165ZM173 150H174V149H173ZM181 150H182V149H181ZM257 150H258V149H256V151H257ZM261 150H264V149H261ZM0 151H1V149H0ZM3 151H2V153H3ZM7 151H8V150H7ZM33 151H34V150H33ZM47 151H48V150H47ZM47 151H46V153H47ZM49 151H50V153H51V149H50ZM49 151H48V152H49ZM52 151H53V150H52ZM115 151H116V150H115ZM120 151H122V150H120ZM133 151H134V150H133ZM135 151H136V150H135ZM167 151H168V150H167ZM169 151H170V150H169ZM171 151H172V150H171ZM171 151H170V152H171ZM17 152H19V151L17 150ZM26 152H28V151H26ZM26 152H25V154H27ZM31 152H32V151H31ZM31 152L29 151V153H31ZM36 152H38V151L36 150ZM36 152H35V153H36ZM43 152H45V151H43ZM81 152H80V153H81ZM89 152H90V151H89ZM89 152H88V153H83V154H82L83 156H81V154H80L81 158H80V160L78 159V160H79V161H78V162H79L78 164H80L79 167H82V168L85 167V168H87V171H88V169H90V166L92 165V163H93V165H95V162H94V160H95L94 158H95V157H94V155H92L93 153H89ZM176 152H177V151H176ZM183 152H184V151H183ZM210 152H212V151H210ZM8 153H9V152H8ZM8 153H7V154H8ZM20 153H22V152H20ZM20 153H19V154L17 153V154L20 156ZM23 153H24V152H23ZM23 153H22V156H23ZM29 153H28V155H29ZM39 153H40V152H39ZM59 153H60V152H59ZM204 153H206V152H204ZM259 153H260V152H259ZM10 154H12V153H10ZM14 154H15V153H14ZM25 154H24V155H25ZM31 154H32V153H31ZM41 154H43V153H41ZM47 154H48V153H47ZM144 154H145V153H144ZM164 154H165V153H164ZM201 154H202V152H201ZM218 154H219V153H218ZM2 155H3V154H2ZM18 155H16V156H18ZM28 155H27V156H28ZM33 155H35V156H34V157H31V155H30V157L32 158L31 160H33V158H34V159L36 158V154H33ZM39 155H40V154H39ZM39 155H38L37 157H39ZM43 155H44V154H43ZM114 155H115V154H114ZM159 155H160V154H159ZM204 155H205V154H204ZM262 155H263V154H262ZM8 156H9V155H8ZM11 156H12V155H11ZM14 156H15V155H14ZM14 156H13L12 158H14ZM16 156H15V157H16ZM46 156H47V155H46ZM46 156H45V157H46ZM95 156H96V155H95ZM112 156H113V155H112ZM136 156H137V155H136ZM176 156H177V155H176ZM216 156H217V155H216ZM50 157H51V156H50ZM131 157H132V156H131ZM172 157H173V156H172ZM221 157H222V156H221ZM1 158H2V156H1ZM4 158H5V157H4ZM22 158H23V157H22ZM52 158H53V157H52ZM78 158H79V157H78ZM113 158H114V156H113ZM134 158H135V157H134ZM137 158H138V157H137ZM217 158H218V157H217ZM219 158H220V156H219ZM219 158H218V159H219ZM27 159H30V158H27ZM36 159H37V158H36ZM36 159H35V160H36ZM44 159H45V158H44ZM49 159H50V158H49ZM93 159H94V160H93ZM96 159H98V158H96ZM99 159H100V158H99ZM130 159H131V158H130ZM155 159H156V158H155ZM185 159H186V158H184V160H185ZM222 159H223V158H222ZM2 160H3V159H2ZM7 160H8V159H7ZM24 160H25V159H24ZM42 160H43V159H42ZM100 160H101V159H100ZM182 160H183V159H182ZM213 160H214V159H213ZM215 160H216V159H215ZM0 161H1V159H0ZM5 161H6V160H5ZM9 161H10V160H9ZM26 161H27V160H26ZM29 161H30V160H29ZM40 161H41V160H40ZM58 161H59V160H58ZM70 161H71V160H70ZM76 161H77V159H76ZM117 161H118V160H117ZM122 161H123V160H122ZM179 161H180V160H179ZM179 161H178V163H179ZM186 161H187V160H186ZM206 161H207V160H206ZM208 161H209V160H208ZM219 161H220V160H219ZM219 161H216V162H219ZM224 161H225V160H224ZM224 161H223V162H224ZM226 161H227V160H226ZM13 162H15V161H13ZM18 162H19V161H18ZM32 162H33V161H32ZM34 162H38V163H39V161H34ZM44 162H46V161H43V162L41 163V165H40V163H39L40 166H39L38 164H35V165H38L39 168H43L44 166H43V167H41V166H42V164H43ZM51 162H52V159H51ZM55 162H56L57 165L61 164L60 162L58 163L57 160H56ZM55 162H54V163H55ZM127 162H128V161H127ZM173 162H174V161H173ZM223 162H221L220 164L223 165V164L225 163V162H224V163H223ZM232 162H233V161H232ZM1 163H3V162H1ZM8 163L10 164V162H8ZM8 163H7V164H8ZM20 163H21V162H20ZM20 163H19V164H20ZM48 163H49V161H48ZM48 163L46 162L45 165L48 164ZM54 163H53V164H54ZM63 163H64V162H62V164H63ZM122 163H123V162H122ZM140 163H141V162H140ZM181 163H182V162H181ZM210 163H212V162H210ZM214 163H215V161H214ZM222 163H223V164H222ZM263 163H264V162H263ZM4 164H5V162H4ZM7 164H6V165H7ZM9 164H8V165H9ZM13 164H14V163H13ZM32 164H33V163H32ZM74 164H76V163H74ZM186 164H187V163H186ZM215 164H216V163H215ZM218 164H219V163H218ZM10 165H12V163H11ZM17 165H18V164H17ZM21 165H22V164H21ZM48 165H49V164H48ZM48 165H47V166H48ZM57 165H56V166H57ZM63 165H64V164H63ZM63 165H62V166H63ZM67 165H68V163L65 164L64 166L66 167ZM116 165H117V164H116ZM189 165H190V164H189ZM189 165H188V167H189ZM231 165H232V163H231ZM233 165H234V164H233ZM262 165H264V164H262ZM31 166H32V165H31ZM51 166L54 167L55 165L53 166V165L50 164V167H51ZM59 166H60V169H62V168H61L62 166H61V165H59ZM73 166H74V165H73ZM106 166H107V165H106ZM142 166H143V164H142ZM219 166H220V165H219ZM45 167H46V166H45ZM52 167H51V169L53 170L54 168H52ZM104 167H105V166H104ZM180 167H181V166H180ZM229 167H230V166H229ZM263 167H264V166H263ZM26 168H28V167H26ZM34 168H35V167H34ZM46 168H47V167H46ZM58 168H59V167L57 166V169H58ZM82 168H81V169H82ZM91 168H92V167H91ZM108 168H109V167H108ZM113 168H114V165H113L112 169H113ZM119 168H120V167H119ZM169 168H170V167H169ZM185 168H186V166H185ZM191 168H192V167L190 166V169H191ZM209 168H210V167H209ZM4 169H5V167H4ZM7 169H9V168H7ZM48 169H49V167H48ZM55 169H56V168H55ZM57 169H56V171H57ZM63 169H64V167H63ZM63 169H62V170H63ZM92 169H93V168H92ZM97 169H99V168H97ZM112 169L110 168V170H112ZM117 169H118V168H117ZM123 169H124V168H123ZM140 169H141V168H140ZM170 169L173 170L172 168H170ZM179 169H180V168H179ZM182 169H184V168H182ZM205 169H206V168H205ZM207 169H208V168H207ZM49 170H50V169H49ZM64 170H65V169H64ZM82 170H83V169H82ZM82 170H81V171H82ZM85 170H86V169H85ZM90 170H91V169H90ZM100 170H101V169H100ZM186 170H187V169H186ZM212 170H214V169H212ZM221 170H222V168H221ZM58 171H59V169H58ZM93 171H95V170H93ZM104 171L106 172V170H104ZM226 171H227V170H226ZM226 171L224 170V172H226ZM233 171H234V170H233ZM60 172H61V171H60ZM62 172H63V171H62ZM62 172H61V173H62ZM91 172H92V171H91ZM136 172H137V171H136ZM141 172H142V171H141ZM144 172H145V171H144ZM192 172H193V171H192ZM213 172H214V171H213ZM216 172H217V171H216ZM224 172H223V174H224ZM227 172H228V171H227ZM242 172H243V171H242ZM250 172H251V171H250ZM74 173H75V172H74ZM84 173L87 174V173H89V172H84ZM96 173H97V172H96ZM98 173H100V172L98 171ZM103 173H104V172H103ZM139 173H140V172H139ZM184 173H185V172H184ZM187 173H188V172H187ZM193 173H195V172H193ZM252 173H253V172H252ZM76 174H78V173H76ZM90 174H93V172L90 173ZM90 174H89V175H90ZM132 174H133V173H132ZM174 174H175V173H174ZM216 174H217V173H216ZM227 174H228V173H227ZM227 174H226V176H227ZM237 174H238V173H237ZM101 175H102V174H101ZM105 175H106V174H105ZM128 175H129V174H128ZM136 175H137V174H136ZM143 175H144V174H143ZM170 175H171V174H170ZM177 175H178V174H177ZM194 175H195V174H194ZM217 175H218V174H217ZM38 176H39V175H38ZM90 176H92V175H90ZM97 176H98V175H97ZM119 176H120V175H119ZM74 177H75V176H73V178H74ZM76 177L78 178V175H77ZM76 177H75V178H76ZM88 177H89V176L87 175V177H85V178H88ZM95 177H96V176H95ZM95 177L93 176V180H94ZM103 177H104V176H103ZM129 177H130V176H129ZM135 177H136V176H135ZM140 177H141V176H140ZM215 177H216V175H215ZM98 178H100V176H99ZM210 178H211V177H210ZM220 178H221V177H220ZM250 178H251V180H253L252 178H254V177L251 176ZM39 179H40V178H39ZM39 179H38V180H39ZM182 179H183V178H182ZM221 179H222V178H221ZM237 179H238V178H237ZM33 180H34V179H33ZM76 180H77V179H76ZM97 180H98V179H97ZM103 180H107V178H106V179L104 178ZM122 180H123V179H122ZM127 180H128V179H127ZM130 180H131V178H130ZM159 180H160V179H159ZM208 180H209V179H208ZM224 180H225V179H224ZM227 180H228V179H227ZM230 180H231V179H230ZM230 180H229V181H230ZM262 180H263V179H262ZM35 181H37V180H35ZM39 181H41V180H39ZM137 181H138V180H137ZM137 181H136V182H137ZM144 181H145V180H144ZM183 181H184V180H183ZM225 181H226V180H225ZM245 181H246V180H245ZM247 181H248V180H247ZM254 181H255V180H254ZM109 182H111V181H109ZM220 182H221V181H220ZM222 182H223V181H222ZM227 182H228V181H227ZM232 182H233V179H232ZM232 182H231V183H232ZM235 182H236V180H235ZM251 182H252V181H251ZM3 183H4V182H3ZM172 183H173V182H172ZM208 183H209V182H208ZM236 183H237V182H236ZM252 183H253V182H252ZM259 183H260V181H259ZM261 183H262V182H261ZM263 183H264V182H263ZM94 184L96 185V183H94ZM94 184H93V185H94ZM233 184H234V182H233ZM233 184H231L232 187H233ZM241 184H242V183H241ZM93 185H92V186H93ZM97 185H98V183H97ZM97 185H96V186H97ZM135 185H136V184H135ZM135 185H134V186H135ZM172 185H173V184H172ZM70 186H71V185H70ZM96 186H95V187H96ZM98 186H100L99 188H102L101 186H103V187L106 188L107 184H106V185H101V184H99ZM131 186H132V185H131ZM131 186H130V188H131ZM155 186H156V185H155ZM161 186H162V185H161ZM161 186H160V187H161ZM236 186H237V185H236ZM239 186H240V185H238V187H239ZM241 186H242V185H241ZM25 187H26V186H25ZM62 187H63V186H62ZM71 187H72V186H71ZM95 187H94V188H95ZM173 187H174V186H173ZM187 187H188V186H187ZM232 187H231V188H232ZM69 188H70V187H69ZM120 188H121V187H120ZM157 188H159V187H157ZM163 188H164V187H163ZM163 188H162V190H163ZM199 188H200V187H199ZM206 188H207V187H206ZM242 188H244V186H243ZM72 189H73V187H72ZM76 189H77V188H76V186H75V190H76ZM106 189H107V188H106ZM106 189H104V190H106ZM108 189H109V188H108ZM155 189H156V188H155ZM175 189H177V188L175 187ZM217 189H218V188H217ZM220 189H221V187H220ZM232 189H233V188H232ZM234 189H235V187H234ZM237 189H238V188H237ZM239 189H240V187H239ZM5 190H6V189H5ZM9 190H11V189H9ZM9 190H8V191H9ZM20 190H21V189H20ZM80 190H81V189H80ZM80 190H78V191H80ZM100 190H101V189H100ZM128 190H129V189H128ZM134 190H135V189H134ZM167 190L169 191V189H166V191H167ZM180 190H181V189H180ZM198 190H199V189H198ZM235 190H236V189H235ZM235 190H234V191H235ZM246 190H247V189H246ZM98 191H99V190H98ZM107 191H109V190H107ZM178 191H179V190H178ZM178 191H177V192H178ZM227 191H228V190H227ZM122 192H123V191H122ZM163 192H165V191H163ZM169 192H170V191H169ZM171 192H172V191H171ZM171 192H170V193H171ZM180 192H182V191H180ZM180 192H179V193H180ZM204 192H205V191H204ZM229 192H230V191H229ZM232 192H233V191H232ZM232 192H231V193H232ZM235 192H237V191H235ZM244 192H245V191H244ZM252 192H254V191H252ZM76 193H77V192H76ZM79 193H80V192H79ZM100 193H101V192H100ZM115 193H116V192H115ZM129 193H130V192H129ZM160 193H161V192H160ZM165 193L167 194V192H165ZM173 193H174V192H173ZM179 193H178V194H179ZM183 193H185V192H183ZM216 193H217V192H216ZM220 193H221V192H220ZM222 193H223V192H222ZM222 193H221V194H222ZM240 193H241V192H240ZM240 193H238V194L240 195ZM254 193L256 194V191H255ZM254 193H253V196H255ZM257 193H258V192H257ZM83 194H84V193H83ZM83 194H82V196H83ZM133 194H134V193H133ZM138 194H139V193H138ZM181 194H182V193H180V195H181ZM185 194H186V193H185ZM187 194H188V193H187ZM203 194H204V193H203ZM207 194H208V193H207ZM218 194H219V193H218ZM11 195H13V194H11ZM136 195H137V193H136ZM159 195H160V194H159ZM171 195H172V194H171ZM171 195H169V196L171 197ZM188 195H189V194H188ZM188 195H187V196H188ZM216 195H217V194H216ZM226 195L229 196V194H227V193H226ZM236 195H237V194H236ZM251 195H252V194H251ZM132 196H133V195H132ZM163 196H164V195H163ZM166 196H167V195H166ZM181 196H182V195H181ZM198 196H199V195H198ZM212 196H213V195H212ZM220 196H221V195H220ZM222 196H223V195H222ZM233 196H235L234 193H233ZM242 196H243V195H242ZM249 196H250V194H249ZM256 196H257V195H256ZM2 197H3V196H2ZM134 197H136V196L134 195V196L132 197V199H134ZM156 197H157V196H156ZM190 197H191V196H190ZM210 197H211V196H210ZM217 197H218V196H217ZM223 197L225 198V196H223ZM223 197H222V198H223ZM246 197H247V196H246ZM14 198H15V197H14ZM16 198H17V197H16ZM16 198H15V199H16ZM79 198H80V197H79ZM157 198H158V197H157ZM161 198H162V195H161ZM163 198H164V197H163ZM166 198H167V197H166ZM168 198H169V197H168ZM168 198H167V199H168ZM181 198H183V197H181ZM184 198H185V197H184ZM184 198H183V199H184ZM202 198H203V196H202ZM224 198H223V199H224ZM226 198H227V197H226ZM235 198H236V196H235ZM235 198H233L232 200H234ZM238 198H239V196H238ZM248 198H249V197H248ZM17 199H18V198H17ZM20 199H21V198H20ZM80 199H81V198H80ZM122 199H123V198H122ZM149 199H151V198H149ZM152 199H153V198H152ZM164 199H165V198H164ZM164 199H162V200H164ZM171 199H172V198H171ZM171 199H169L168 201H170ZM190 199H191V198H190ZM229 199H230V201H231V198H229ZM249 199H250V198H249ZM127 200H128V198H127ZM129 200H130V199H129ZM156 200H157V199H156ZM160 200H161V199H160ZM176 200H177V199H176ZM213 200H214V199H213ZM239 200H240V199H239ZM1 201H2V200H1ZM4 201H5V200H4ZM14 201H15V200H14ZM120 201H121V200H120ZM130 201H131V200H130ZM168 201H166V202H168ZM195 201H196V200H195ZM223 201H224V200H223ZM228 201H229V200H228ZM230 201H229V202H230ZM16 202H17V200H16ZM23 202H24V201H23ZM180 202H181V201H180ZM217 202H218V201H217ZM233 202H235V201H233ZM5 203H6V202H5ZM8 203H9V202H8ZM8 203H7V204H8ZM156 203L159 205L158 202H156ZM171 203H172V205H173V202H171ZM171 203L169 202L170 206H171ZM218 203H219V202H218ZM225 203H226V201H225ZM236 203H237L238 205L240 204L238 201H237ZM14 204H15V203H14ZM24 204H25V203H24ZM24 204H23V205H24ZM166 204H168V203H166ZM169 204H168V207H169ZM176 204H178V203H176ZM198 204H199V203H198ZM230 204H231V203H230ZM237 204H236V205H237ZM241 204H242V202H241ZM2 205H3V204H2ZM11 205H12V202H11ZM16 205H18V202H17ZM20 205H21V204H20ZM26 205H27V204H26ZM190 205H191V204H190ZM200 205H201V204H200ZM218 205H219V204H217L216 206H218ZM7 206H8V205H7ZM164 206H165V204H164ZM186 206H187V205H186ZM233 206H234V205H232V207H233ZM5 207H6V206H5ZM14 207H16V206H14ZM17 207H18V206H17ZM25 207H26V206H25ZM34 207H35V206H34ZM173 207H174V206H173ZM193 207H194V204H193ZM193 207H192V209H193ZM6 208H7V207H6ZM12 208H13V207H12ZM20 208H22V207L20 206ZM64 208H65V207H64ZM64 208H63V211H65ZM116 208H117V207H116ZM150 208H151V207H150ZM160 208H161V207H160ZM171 208H172V207H171ZM190 208H191V206H190ZM223 208H224V207H223ZM13 209H14V208H13ZM27 209H28V208H27ZM31 209H33V207H32ZM34 209H35V208H34ZM34 209H33V210H34ZM118 209H119L118 211H119L120 216H121V220L123 221V225H124V226H123V225H122V226L120 225V227H121V228L123 227V230H127L128 233H130V234H132V235L134 236V239H135V240H137L139 243H141L140 245H137V247H135V248H131V247H130V250H128V249L126 250L130 255H134L133 253L139 254V257H140V262H139V263H140V264H171V263H172V264H173V263H176V264H184V262H186V260H185L184 258H180V257L178 256L179 254H178L177 251H176L177 246H176L175 239H174V237H173L174 235L172 236V234H171V232H170L169 230H164V231L161 232L162 235H163L168 241H170L171 243H173L172 246H169V247H167V248H165V246L162 247V248L159 247V245L161 244L160 242H162V240H161V241L159 240L158 242H159L160 244L157 245L158 242H156V240H154V239L151 240V239L148 238V235H147V233H146V230H148V229H147L148 224L151 223V222H153V218H152V216L150 215L149 211H148L146 208L141 207L139 204H135V205H126V206H124V207H122V208H118ZM152 209H153V208H152ZM168 209H169V208H168ZM178 209L180 210L179 207H178ZM194 209H195V208H194ZM14 210H15V209H14ZM25 210H26V209H24V211H25ZM36 210H38V208H36ZM59 210H60V209H59ZM66 210H67V209H66ZM169 210H171V209H169ZM173 210H174V209H173ZM183 210H184V208L181 209L180 212L183 211ZM24 211H23V212H24ZM27 211H28V210H27ZM31 211H32V210H31ZM38 211H39V210H38ZM61 211H62V210H61ZM190 211H191V210H190ZM190 211H189V212H190ZM35 212H36V211H35ZM35 212H33V214H34ZM67 212H68V211H67ZM70 212L72 213L71 210H70ZM173 212H174V211H173ZM192 212H194V211H192ZM192 212L189 213V214H193ZM195 212H196V209H195ZM206 212H207V211H206ZM206 212H205V214H206ZM14 213H15V212H14ZM19 213H20V212H19ZM30 213H31V212H30ZM39 213H40V212H39ZM39 213H38V215H40ZM74 213H75V212H74ZM74 213H73V214H74ZM23 214H24V213H23ZM26 214H27V213H26ZM36 214H37V212H36ZM76 214H78V213H76ZM116 214H117V213H116ZM182 214H183V213H182ZM195 214L198 215V213H195ZM2 215H3V214H2ZM24 215H25V214H24ZM31 215H32V214H31ZM49 215H50V214H49ZM56 215H57V214H56ZM78 215H79V214H78ZM104 215H105V214H104ZM118 215H119V214H117V216H118ZM203 215H204V214H203ZM207 215H209V214H206V216H207ZM33 216H34V215H33ZM52 216H53V215H52ZM54 216H55V215H54ZM79 216H80V215H79ZM82 216H83V215H82ZM94 216H95V215H94ZM181 216H182V215H181ZM190 216H191V215H190ZM199 216H200V215H199ZM19 217H20V214H19ZM38 217H39V216H38ZM42 217H43V216H42ZM175 217H176V216H175ZM183 217H184V216H183ZM192 217L194 218V216H192ZM211 217H212V216H211ZM33 218H34V217H33ZM40 218H41V216H40ZM46 218H47V217H46ZM49 218H50V217H49ZM56 218H57V217H56ZM61 218H62V217H61ZM196 218H197V217H196ZM196 218H195V219H196ZM199 218L204 219V218H207V217H204V218H203V217H199ZM208 218H209V217H208ZM225 218H226V217H225ZM5 219H6V218H5ZM28 219H29V218H28ZM38 219H39V218H38ZM54 219H55V218H54ZM57 219H58V218H57ZM63 219H65V218H63ZM63 219H61V220H63ZM178 219H179V217H178ZM178 219H177V220H178ZM181 219H182V218H181ZM185 219H186V218H185ZM197 219H198V218H197ZM197 219H196V221L198 222ZM202 219H201V221H202ZM9 220H10V219H9ZM44 220H45V219H44ZM47 220H50V219H47ZM114 220H115V219H114ZM179 220H180V219H179ZM209 220H210V218H209ZM3 221H4V220H3ZM35 221H36V220H35ZM67 221H70V220L67 218ZM67 221H66V223H67ZM189 221H190V220H189ZM199 221H200V219H199ZM205 221H207V220H204V223H205ZM222 221H223V220H222ZM240 221H241V220H240ZM19 222H20V221H19ZM44 222H45V221H44ZM64 222H65V221H64ZM70 222H71V221H70ZM70 222H68V223H70ZM192 222H194V220H193ZM217 222H218V221H216V223H217ZM230 222H231V221H230ZM21 223H22V222H21ZM45 223H46V222H45ZM48 223H49V222H48ZM60 223H61V221H60ZM71 223H73V222H71ZM194 223H195V222H194ZM194 223H193V224H194ZM204 223H203V225H204L203 228H206V225H205ZM209 223L212 224V222H209ZM209 223H208V224H209ZM0 224H1V223H0ZM35 224H36V223H35ZM46 224H47V223H46ZM50 224H51V223H50ZM52 224H53V223H52ZM62 224H63V222H62ZM73 224H74V223H73ZM115 224H116V223H115ZM117 224H118V223H117ZM183 224H184V223H183ZM195 224H196V223H195ZM199 224H201V223H199ZM206 224H207V222H206ZM213 224H214V223H213ZM6 225H7V224H6ZM8 225L10 226V224H8ZM24 225H25V224H24ZM37 225H39V224H37ZM43 225H44V224H43ZM55 225H56V224H55ZM57 225H58V224H57ZM70 225H72V224H70ZM77 225H80V224L78 223ZM77 225H75V226H77ZM82 225H83V223H82ZM222 225H223V224H222ZM22 226H23V225H22ZM48 226H49V225H48ZM88 226H89V225H88ZM103 226H107V225L104 224ZM111 226H114V225H111ZM125 226H126V227H125ZM196 226H198V225H196ZM201 226H202V224L200 225V228H197V229H203V228H201ZM208 226H211V225L209 224ZM5 227H6V226H5ZM16 227H17V225H16ZM34 227H36V226H34ZM34 227H33V228H34ZM43 227H44V226H43ZM52 227H53V225H52ZM56 227H57V226H56ZM56 227H55V228H56ZM67 227H68V226H67ZM72 227L75 228L74 226H72ZM72 227H71V228H72ZM82 227H83V226H82ZM109 227H110V225H109ZM114 227H115V226H114ZM114 227H113V228H114ZM120 227H118V228H120ZM124 227H125V229H124ZM215 227H217L216 229H218V227H219L218 224H217V226H215ZM215 227H214V229H215ZM220 227H221V226H220ZM31 228H32V227H31ZM55 228H53V230H54ZM62 228H63V227H62ZM100 228H101V226H100ZM103 228H104V227H103ZM103 228H102V229H103ZM121 228H120V229H121ZM195 228H196V227H195ZM208 228H209V227H208ZM208 228H207V229H208ZM210 228H211V227H210ZM212 228H213V226H212ZM212 228H211V229H212ZM222 228H223V226H222ZM259 228H260V227H259ZM18 229H20V227H19ZM23 229H24V228H23ZM43 229H44V228H43ZM45 229H46V227H45ZM48 229H49V228H48ZM77 229H78V228H77ZM77 229H76V230H77ZM79 229H80V228H79ZM82 229H83V228H82ZM193 229H194V228H193ZM216 229H215V230H216ZM260 229H261V228H260ZM2 230H4V229L2 228ZM21 230H22V228H21ZM31 230H32V229H31ZM61 230H62V229H61ZM66 230H67V229H66ZM97 230H99V229H97ZM111 230H112V229H111ZM115 230H116V229H115ZM117 230H118V229H117ZM149 230H150V229H149ZM194 230L196 231V229H194ZM204 230H205V229H204ZM208 230H209V229H208ZM215 230H214V231H213V230H210V231H211V232L213 231V234H215ZM219 230H220V229H219ZM219 230H216V232L219 231ZM10 231H11V229H10ZM42 231H43V230H42ZM44 231H46V230H44ZM49 231H51V230H49ZM55 231H56V230H55ZM55 231H54V232H55ZM57 231H58V229H57ZM118 231H119V230H118ZM198 231H199V230H198ZM200 231L202 232V230H200ZM206 231H207V230H206ZM23 232H24V231H23ZM32 232H33V231H32ZM64 232H65V231H64ZM66 232H67V231H66ZM70 232H71V231H70ZM80 232H82V231H80ZM83 232H84V231H83ZM104 232H105V231H104ZM104 232H103V230H102L103 235L108 236V233H107V234H104ZM152 232H153V231H152ZM156 232H157V231H156ZM201 232H200V233L197 232V233H199L200 236H201ZM208 232H209V231H208ZM208 232H206V233H208ZM219 232H221V231H219ZM219 232H217L216 234H219V235L221 234V237H222L223 234H222V233H219ZM20 233H21V232H20ZM28 233H30V231H28ZM42 233H43V232H42ZM56 233H57V232H56ZM68 233H69V232H68ZM77 233H78V231H77ZM99 233H100V232H99ZM105 233H106V232H105ZM203 233L206 234L205 232H202V234H203ZM209 233H210V232H209ZM209 233H208V234H209ZM246 233H247V232H246ZM1 234H2V233H1ZM13 234H14V233H13ZM18 234H19V233H18ZM35 234H36V233H35ZM61 234H62V232H61ZM65 234H66V233H65ZM78 234H80V233H78ZM83 234H84V233H83ZM85 234H86V232H85ZM85 234H84V235H85ZM109 234H110V233H109ZM115 234H116V233H115V231H114V234H113V235H115ZM117 234H120V233H117ZM204 234H203L202 236H204ZM257 234H258V233H257ZM261 234H262V233H261ZM263 234H264V233H263ZM4 235H6V234H3V236H4ZM24 235H25V234H24ZM32 235H33V234H32ZM38 235H39V234H38ZM44 235H45V234H44ZM46 235H47V234H46ZM56 235H57V234H56ZM66 235H68V234H66ZM74 235H75V234H74ZM97 235H100V236H101L102 234H97ZM103 235H102V237H103ZM110 235H111V234H110ZM113 235H112V236H113ZM120 235H123V234H120ZM132 235H131V236H132ZM219 235H218V236H219ZM3 236H1V238H2ZM27 236H29V235H26V237H27ZM30 236H31V234H30ZM86 236H87V235H86ZM92 236H94V235H92ZM112 236H111V237H112ZM118 236H119V235H118ZM131 236H130V237H131ZM205 236L208 237L207 234H206ZM211 236H212V233L209 235V237L211 238ZM213 236H215V235H213ZM213 236H212V237H213ZM5 237H6V236H5ZM23 237H24V236H23ZM36 237H37V236H36ZM42 237H44V236H42ZM64 237H65V236H64ZM78 237H79V236H78ZM94 237H95V236H94ZM94 237H93V238H94ZM111 237L108 236V238H111ZM114 237H115V236H114ZM114 237H112V239H113ZM127 237H128V236L125 235V237H123V239H124V238H127ZM130 237H128V238L130 239ZM149 237H150V235H149ZM209 237H208V238H209ZM216 237H217V236H215L214 238H216ZM221 237H220V238H221ZM254 237H255V236H254ZM6 238H7V237H6ZM24 238H25V237H24ZM34 238H35V237H34ZM68 238H69V235H68ZM70 238H71V236H70ZM87 238H88V240H89V237H88V236H87ZM95 238H97V237H95ZM104 238H106V237H104ZM121 238H122V237H121ZM151 238H156V237H153V236H152ZM157 238L160 239L159 237H157ZM214 238H213V240H214ZM220 238L218 237L219 240H220ZM223 238H224V236H223ZM261 238H262V237H261ZM21 239H22V238H21ZM27 239H28V238H27ZM38 239H39V238H38ZM38 239H37V240H38ZM49 239H50V238H49ZM49 239H48V240H49ZM63 239H64V238H63ZM97 239H98V238H97ZM100 239H101V238H100ZM115 239H116V238H115ZM115 239H114V240H115ZM218 239H217V240H218ZM224 239H225V238H224ZM224 239H223V240H224ZM228 239H229V238H228ZM31 240H32V239H31ZM39 240H40V239H39ZM50 240H51V241H50L48 244L51 246V244H53L54 241H53V239H50ZM54 240H55V238H54ZM71 240H72V242L75 241L74 239H71ZM73 240H74V241H73ZM91 240H92V239H91ZM94 240H95V239H94ZM94 240H93V243H94V242L98 243L99 241H100V242H103V241H101L102 239H101V240H98V242H97L96 240H95V241H94ZM103 240H104V239H103ZM124 240H125V239H124ZM209 240H210V239H209ZM219 240H218V242H220ZM221 240H222V239H221ZM261 240H263V239H261ZM261 240H260V241H261ZM35 241H36V240H35ZM45 241H46V240H45ZM63 241H64V240H63ZM63 241H61V242H63ZM82 241H83V240H82ZM153 241H155L157 244H156L155 242H153ZM2 242H3V241H2ZM2 242H0V243L2 244ZM31 242H32V241H31ZM31 242H30V244H31ZM40 242H41V241H40ZM68 242H69V241H68ZM70 242H71V241H70ZM84 242H85V241H84ZM84 242H83V243H84ZM86 242H88V241H86ZM113 242H114V241H113ZM126 242H127V241H126ZM138 242H137V243L134 242V244H135V245H136V244H139ZM163 242H164V241H163ZM263 242H264V240H263ZM4 243H5V242H4ZM4 243H3V244H4ZM54 243H56V241H55ZM64 243H65V242H64ZM90 243H91V242H90ZM90 243H89V244H90ZM104 243H105V241H104ZM104 243H103V244H104ZM106 243H107V241H106ZM117 243H118V242H117ZM127 243H128V242H127ZM129 243H130V242H129ZM244 243H245V242H244ZM59 244H60V243H59ZM68 244H70V243H68ZM72 244H73V243H72ZM119 244H120V243H119ZM130 244L133 245L132 242H131ZM163 244H164V243H162L161 245L163 246ZM165 244H167V243L165 242ZM165 244H164V245H165ZM231 244H232V243H231ZM239 244H240V242H239ZM6 245H7V242H6ZM6 245H5V247H6ZM23 245H24V244H23ZM23 245H21V246H23ZM39 245H40V244H39ZM45 245H46V244H45ZM53 245H54V244H53ZM56 245H57V244H56ZM61 245H62V244H61ZM61 245H60V246H61ZM70 245H71V244H70ZM70 245H69V246H70ZM74 245H75V244H74ZM78 245H79V244H78ZM80 245H81V244H80ZM85 245H86V244H85ZM121 245H123V244H120V246H121ZM124 245H125V244H124ZM161 245H160V246H161ZM242 245H243V244H242ZM254 245H255V244H254ZM262 245H263V244H262ZM262 245H261V246H262ZM8 246H9V245H8ZM32 246H33V245H32ZM58 246H59V245H58ZM58 246H57V247H58ZM63 246H64V245H63ZM66 246H67V245H66ZM92 246H93V245H92ZM97 246H98V245H97ZM100 246H101V244H100ZM111 246H112V245H111ZM196 246H197V245H196ZM223 246H224V245H223ZM223 246H222V247H223ZM226 246H227V244H226ZM255 246H256V245H255ZM41 247H42V246H41ZM54 247H55V246H54ZM74 247H75V246H74ZM79 247H80V246H79ZM89 247H90V245H89ZM104 247H106V246L104 245ZM108 247H109V246H108ZM108 247H106V248L109 249ZM124 247H125V246H124ZM133 247H134V245H133ZM194 247H195V246H194ZM197 247H198V246H197ZM227 247H228V246H227ZM227 247H226V248H227ZM256 247H257V246H256ZM259 247H260V246H259ZM1 248H2V247H1ZM33 248L35 249V247H33ZM44 248H45V246H44ZM50 248H52V247H50ZM62 248H63V247H62ZM64 248H65V247H64ZM66 248H67V247H66ZM72 248H73V247H72ZM75 248H76V247H75ZM82 248H83V246H82ZM95 248H96V247H95ZM95 248H94V249H95ZM102 248H103V247H102ZM102 248H101V249H102ZM113 248H115V247H113ZM118 248H119V247H118ZM178 248H179V247H178ZM218 248H219V247H218ZM257 248H258V247H257ZM3 249H4V248H3ZM22 249H23V248H22ZM36 249H37V248H36ZM54 249H55V248H54ZM101 249H98V252H99ZM222 249H224V248H222ZM227 249H228V248H227ZM227 249H226V250H227ZM255 249H256V248H255ZM258 249H259V248H258ZM6 250H9V249H6ZM25 250H26V249H25ZM25 250H24V252H25ZM39 250H40V249H39ZM45 250H46V249H45ZM57 250H58V249H57ZM105 250H106V249H105ZM119 250H120V248H119ZM124 250H125V249H124ZM179 250H181V248H179ZM195 250H196V251L203 252V251L200 250V247H199L198 250H197V249H195ZM249 250H250V249H249ZM259 250H263V247H262V249H259ZM9 251H10V250H9ZM12 251H13V250H12ZM26 251H27V250H26ZM41 251H42V250H41ZM58 251H59V250H58ZM70 251H71V250H70ZM77 251H78V250H77ZM79 251H80V250H79ZM81 251H82V250H81ZM81 251H80V252H81ZM95 251H96V250H95ZM101 251H102V250H101ZM111 251L114 252L112 248H111L110 252H111ZM116 251H117V250H115V252H116ZM130 251H131V252H130ZM220 251H222V250H220ZM223 251H225V250H223ZM257 251H258V250H257ZM263 251H264V250H263ZM5 252H6V251H5ZM49 252H50V251H49ZM49 252H46V253H45V252H42V253L47 254V253H49ZM52 252H53V251H52ZM74 252H75V251H74ZM74 252H73V253H74ZM96 252H97V251H96ZM98 252H97V253H98ZM103 252H104V250H103ZM121 252H123V254H124V251L122 250V251H120V255H121ZM243 252H244V251H243ZM255 252H256V251H255ZM11 253H12V252H11ZM53 253H54V252H53ZM70 253H72V252H70ZM78 253H79V252H78ZM105 253H106V252H105ZM184 253H185V252H184ZM230 253H231V252H230ZM263 253H264V252H263ZM0 254H1V253H0ZM3 254L6 255V253H3ZM3 254H2V255H3ZM9 254H10V253H9ZM12 254H13V253H12ZM58 254H59V253H58ZM64 254H65V253H64ZM74 254H75V253H74ZM99 254H101V253H99ZM102 254H103V253H102ZM114 254H115V253H114ZM206 254H207V253H205V254H203V255L206 256ZM209 254L212 255V253H209ZM257 254H258V253H256L255 255L258 256ZM52 255H54V254H52ZM68 255H69V254H68ZM70 255H71V254H70ZM90 255H91V254H90ZM92 255H93V254H92ZM110 255H111V254H110ZM120 255H119V256H120ZM126 255H127V254H126ZM126 255H125V256H126ZM191 255H193V254H190V256H191ZM211 255H210V256H211ZM244 255H246V253H245ZM261 255H262V254H261ZM11 256H12V255H11ZM28 256H29V255H28ZM48 256H50V255H48ZM55 256H56V255H55ZM58 256H59V255H58ZM75 256H77V255L75 254ZM81 256H82V253H81ZM94 256H95V255H94ZM101 256H102V255H101ZM117 256H118V255H117ZM119 256H118V258H120ZM123 256H124V255H123ZM123 256H122L121 258H123ZM180 256H181V255H180ZM184 256H185V255H184ZM193 256H194V255H193ZM212 256H213V255H212ZM214 256H215V255H214ZM0 257H1V256H0ZM12 257H13V256H12ZM14 257H15V256H14ZM29 257H34V256H29ZM39 257H40V256H39ZM60 257H61V256H60ZM77 257H78V256H77ZM85 257H86V255H85ZM96 257H97V256H96ZM128 257H129V256H128ZM130 257L132 258V256H130ZM133 257H134V256H133ZM139 257H138V259H139ZM182 257H183V256H182ZM253 257H254V256H253ZM16 258H17V257H16ZM20 258H21V257H20ZM81 258L84 259L83 257H81ZM81 258H80V259L78 258V259L81 260ZM89 258H90V257H89ZM100 258H101V257H99V259H100ZM102 258H103V257H102ZM118 258H117V259H118ZM194 258H195V257H194ZM194 258H193V259H194ZM214 258H215V257H214ZM214 258H213V259H214ZM234 258H235V257H234ZM254 258L257 259V257H254ZM2 259H4V258H2ZM14 259H15V258H14ZM69 259H70V258H68V260H69ZM78 259H76V260H78ZM114 259H115V256H114ZM123 259H124V258H123ZM191 259H192V258H191ZM243 259H244V258H243ZM4 260H5V259H4ZM10 260H11V259H10ZM18 260H19V259H17L16 261H18ZM32 260H33V259H32ZM54 260H55V259H54ZM57 260H58V259H57ZM68 260H67V262H68ZM85 260H86V259H85ZM108 260H109V259H108ZM120 260H121V259H120ZM244 260H246V259H244ZM257 260H258V259H257ZM261 260H262V259H261ZM263 260H264V259H263ZM8 261H9V259H8ZM12 261H13V260H12ZM22 261H23V260H22ZM55 261H56V260H55ZM82 261H83V260H82ZM86 261H88V260H86ZM217 261H218V260H217ZM246 261H247V260H246ZM254 261H255V260H254ZM259 261H260V260H259ZM31 262H32V261H31ZM59 262H61V261H59ZM91 262H92V261H91ZM91 262L89 261V263H91ZM103 262H104V261H103ZM119 262H121V261H119ZM122 262H123V261H122ZM124 262H125V260H124ZM126 262H127V261H126ZM211 262H212V261H211ZM214 262H215V259H214ZM240 262H241V261H240ZM257 262H258V261H257ZM2 263H3V262H2ZM4 263H5V262H4ZM12 263H13V262H12ZM15 263H16V262H15ZM23 263H24V261H23ZM26 263H27V261H26ZM26 263H25V264H26ZM28 263H30V262H28ZM34 263H35V262H34ZM39 263H40V262H39ZM45 263H46V262H45ZM55 263H56V262H55ZM64 263H65V262H64ZM71 263H74V262H71ZM83 263H84V262H83ZM83 263H82V264H83ZM96 263H97V262H96ZM96 263H95V264H96ZM107 263H108V262H107ZM109 263H110V262H109ZM109 263H108V264H109ZM132 263H133V262H132ZM216 263H218V262H216ZM252 263H253V262H252ZM20 264H21V263H20ZM35 264H36V263H35ZM56 264H57V263H56ZM62 264H63V263H62ZM69 264H70V263H69ZM92 264H93V263H92ZM99 264H100V263H99ZM101 264H102V263H101ZM120 264H121V263H120ZM122 264H125V263H122ZM126 264H128V263H126ZM135 264H136V263H135ZM185 264H186V263H185ZM212 264H213V263H212ZM242 264H243V263H242ZM253 264H254V263H253ZM255 264H256V262H255ZM257 264H260V262L257 263Z\"/></svg>","mask_w":264,"mask_h":264},{"label":"water","instance_id":"obj_3","mask_svg":"<svg viewBox=\"0 0 264 264\" xmlns=\"http://www.w3.org/2000/svg\"><path fill=\"white\" fill-rule=\"evenodd\" d=\"M154 1L160 3L164 6H167L171 9L175 10L176 12H179V13H181V14H183V15L191 18V19H194L197 22L207 26L208 28L215 30V31H217V32H219V33H221V34H223V35H225V36H227V37H229V38H231V39H233V40H235V41H237V42H239L245 46H248V47L264 54V46L254 42L252 40H249V39L241 36L240 34L234 32V31H232V30H230V29H228V28H226V27H224V26H222V25H220V24H218L212 20H209V19H207V18H205V17H203V16H201V15H199V14H197V13H195V12H193V11H191V10H189V9H187V8H185V7L179 5V4H177L171 0H154Z\"/></svg>","mask_w":264,"mask_h":264}]
</instances>
